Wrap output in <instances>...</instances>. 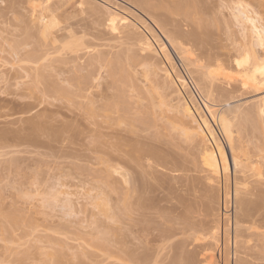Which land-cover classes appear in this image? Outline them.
Wrapping results in <instances>:
<instances>
[{
	"label": "rangeland",
	"instance_id": "obj_1",
	"mask_svg": "<svg viewBox=\"0 0 264 264\" xmlns=\"http://www.w3.org/2000/svg\"><path fill=\"white\" fill-rule=\"evenodd\" d=\"M28 0H0V264H139V263H141L140 261H139V257H141V255H144L146 252H153L154 254H155V258H156V263H154L155 261H154V256H153V253H152V255H149V256H151L150 258H152V259H150V260H152L151 262H150V260H147L146 262H148V263H150V264H164L165 262H160L159 260H158V258L160 259V258H162L161 257V254H165L163 251H166V250H163V251H161V249H163L164 248V245L163 244H165L166 242H168L167 244H166V247L164 248V249H167V253L169 254V255H171L172 254V256H173V254H174V256L177 254V252H178V250H176V242L175 241H177V240H181L182 238H184V236L185 235H183V237H182V235L180 236V237H178L179 239H177V236H179V233H177V236H176V240H174V242H172L170 239L168 240V241H166V239H168V238H165V240H163L162 239V237L161 236H163V234H162V232H164V230L163 229H166V225L168 224V226H169V224H171V225H174V223H173V215L171 216H169V215H167V219L165 218V216H166V214L168 213V211H170L171 210V207L173 206L172 204H174L175 205V201H173V203L171 204H169L168 202H172L171 201V199L170 198H172L173 197V195H174V192L177 194V193H179L177 190L178 189H181L179 186V183L180 182H182L181 180H183L184 179V181L186 180L187 181V179L188 180H191V179H193V178H199L198 180H200V178H201V180L204 182L205 180H204V178H203V176H201L200 174H202L203 173V175H204V170H203V167H201V169H200V167H199V165H198V162H196L195 163V167H194V165H191L192 163L194 164V162H195V160L196 159H194L195 157H198V160H196V161H201V157H200V155L202 154V151H201V154H200V152L198 153L197 152V148H198V146H199V143H197L198 141H196V142H194L195 140H198V139H194V141L193 140H190V139H188V140H190L189 141V143L190 142H192L191 143V145L190 144H185L186 142L183 140V137L185 136V134L184 133H186V132H188V131H190V130H188L187 129V131L186 130H183V129H185V128H189L190 126H189V124L188 123H186L185 124V122H184V125H187V127L185 126V128H181L182 126H181V123H182V125H183V122H180L179 121V119L177 120V117L178 116H176V118H173L174 120H172V119H170L171 118V115L173 116V111L176 109V110H178V113H177V111H176V113L177 114H179L180 115V113H179V107H177L176 106V99H177V97L175 96L176 94H174L175 92H173V88L172 89H167V85H168V83L166 82V80H164L163 81V79H164V77H163V73H162V70L160 69V68H162V64H164L165 63V61L163 60V58H160V57H158V59L159 60H163L164 61V63H163V61H162V63H160L161 65L159 66L158 64H159V62H158V64L155 62V63H153V61L150 63V62H148V65L147 64H145V65H147L146 67H145V65H143V66H139V67H136V68H133V70L131 69L132 68V66H131V68H130V66H129V64L127 65L126 63H124V62H126L125 60H123L124 62L122 63L123 64V67H125V68H123L122 67V64L121 63H119L118 61H116V57H114L113 56V58H116L115 60L113 59V61H115L114 63H112V60H110V58L108 59L111 63L110 64H105L106 63V61H107V59H103V57L104 56H106L107 57V55L106 54H103V55H101V59L102 60H100V61H102V64H103V62H104V64H105V66L104 65H101V62L99 63V62H97L98 63V65L97 66H95L94 68H96L97 67V72L95 71V70H93L91 67V65H92V63H91V65H90V63L88 64V63H86V64H88L87 66L85 65V66H80L79 68L77 67V69H80L81 70V68L82 67H85V69L84 68H82V70H81V72H79V70L77 71V69L75 68L76 66H74V68L76 69H73L72 67H73V65H75L74 63L73 64H71V62H68V65H65V64H67L65 61H60V63L62 62L63 64H60L59 62H56V61H53V63H52V60H59L58 58H57V55L55 54H53L54 55V57L53 56H50V55H48V56H50V57H53V58H51V59H49V60H51L50 62H51V66L53 65V64H55L54 62H56V64L59 66V64H60V67H58L57 65L54 67L53 66V68L49 65V66H45L46 68H45V70H43L42 68L44 67H39V65H40V63H39V65H36V63H34L33 62V64L31 63V61H30V63L33 65V67H38V69L39 68H41L44 72H41L40 70V73H41V76H43V74L42 73H45L47 70V68L49 67H51L50 69L48 68V72H51L52 71V69H54V68H56V67H58V69L56 68L55 70H57V71H59V70H61V65L62 66H64L63 68H62V70H61V72L59 73H54V72H56V71H52L55 75H58V77H57V79H55L56 78V76H54V74H53V76H54V78H53V76L52 77H50L49 75H48V72H46L45 74H47V76H49V77H46V75H44L46 78H52L53 80H54V82L52 81V79L51 80H49V79H47L48 81H51V82H49V83H52V84H56V85H58L57 83H55V81H59L58 80V78H59V76L63 79V80H65L66 79V77L64 76V75H66V76H70L71 75V77H73V79L71 78V80H74L73 81V83H75V82H77V81H80V82H83L84 84H81L80 82H79V84H81L80 85V87H79V85H78V83H77V85H78V87L80 88V89H82V86L84 85L85 87H86V91H84L83 90V92H81V91H79V89H77V93H78V91L79 92H81V95H82V97L80 96V94L79 95H77V96H74V95H72V94H74L75 92H73L72 94L70 93L69 95H64V94H62V95H64L63 96V98H56L55 97V99H54V97H50V98H47L48 96L45 94V92L43 91V96H42V94H40L41 92V87H42V90H44V87H43V85L44 84H46L47 82V80L45 81L44 79H45V77H44V81L42 80H40V79H38V80H40L39 82H41L40 84H39V82H38V80L36 81L37 83H35L34 82V80L33 79H37L38 77H40V76H38L37 77V75H35L34 74V76H33V72H31L30 70H33L34 68L31 66V64H29L28 62L26 63V61H23V60H21L20 59V61L21 62H19L18 60V58H22V57H24V56H21L20 55V57H18L17 56V58L16 59H18V60H16V59H14L13 57L15 56V52L14 51H12L13 50V47H11V42H15V41H20L21 42V39H22V45H25V43L23 42L24 40H26V41H29V43L27 42L26 43V45L25 46H27V47H22V48H20L22 45H20V46H18V51H19V48L21 49V51H22V49H24V50H26L27 51V54H29L30 52L28 51V50H34L35 48H32V47H36V48H38L39 46H36V39H34V38H32L33 36H34V34H36L37 35V33L35 32V31H37V27H36V25L37 24H40V23H42V21H45V19H47L48 18V13H46V12H44L41 16H37L38 15V13H36V12H39V10H40V7L42 6V1H40V0H35V1H33V0H31V2L29 1V2H27ZM32 1H33V3H35L34 5H38V6H40V7H38L37 9H38V11L36 10H30V8L32 7L31 5L33 4L32 3ZM92 1V0H91ZM93 1H96V2H98V3H107V4H109L110 6H112V7H115V8H117L123 15H125V16H127L130 20H133L134 22H136V23H139V20L140 19H142V18H140V17H143V18H147V16L146 15H144L145 13H143L141 10H139V8H137L135 5H133V4H131V3H129V2H127L126 0H93ZM204 2L206 1V0H203ZM209 1V0H208ZM213 1V0H212ZM214 1H216V0H214ZM222 1H229V0H222ZM246 1H248L249 2V0H246ZM254 1V0H253ZM259 3H258V2ZM211 2V1H210ZM217 2H218V4H217ZM216 3H214L215 4V6H217V7H214V8H217V9H219V8H221L220 6H219V3L221 2V0H220V2L219 1H217ZM230 2V1H229ZM254 2H256V3H258V4H260L261 2V6H257V4L255 5L254 4V6H251ZM254 2H252V4L250 5L251 6V9L252 10H256L257 12H258V10H259V13H257L256 11H254V12H256V14H253L254 16H256L257 17V15L259 16V17H261L259 20V22H263L264 23V7H262L264 4H263V2H264V0L262 1V0H256V1H254ZM29 3H31L30 4V6L28 5ZM207 3V2H206ZM222 3V2H221ZM247 3V2H246ZM250 3H251V1H250ZM208 4H209V2H208ZM207 4V5H208ZM212 4H213V2H212ZM217 4V5H216ZM225 3H222L221 5H224ZM263 4V5H262ZM225 5H228L227 4V2H226V4ZM208 6H210V5H208ZM257 6V7H256ZM225 9H224V8ZM222 7V10H221V16L223 17V20H221V19H218L219 17H220V15H219V13H220V9L218 10L219 11V13L217 14V13H213V12H215V11H217L216 9L214 10V8H213V11H212V14H214L215 15V18L217 17V15H218V17H217V19H215L214 21L216 22V23H214V22H211L212 21V19L211 18H209V13L211 12V11H209L208 12V14L206 13V15H208L207 16V18H204V16H202L203 15V13H202V15H201V13H199L200 15H201V17H202V20L201 19H199L198 20V18H200V17H198L197 18V21H196V19L195 20H192V21H196L195 23L196 24H198L199 25V27H195V26H198V25H195V23H193L192 21H191V19H194V15H199L197 12H195V13H197V14H195L194 13V11L192 12V13H190L189 15H188V18L189 17H193V18H191V19H187V15H183V16H186V18L185 17H183L182 15L181 16H178V14H176L177 16H173L174 17V19H172V16L170 17L171 18V22L173 23V21H175L174 22V24H176L175 26H177V28L180 30V32L182 31V33H183V36H185V34H188V33H192V31L194 30V29H196V28H198V34H199V30L201 31V27L203 26L202 25V23L201 22H198V21H203L204 22V19H205V22L204 23H206V25L208 24V28H206V26H203L204 27V29H206L207 31H203L204 33L206 32V34H204L203 35V42L204 43H200L199 42V40H198V42H199V44H201V45H199L198 44V42H197V40H196V42H197V44H198V47L200 46L201 47V53H202V55H201V53H200V51H199V48L197 47V45H196V47L194 46V44L196 43L195 41V43L192 45V41H188V44L184 41V44L186 43V47L189 49V51H190V54H191V56H192V58L193 57H200L201 59H199V58H197V60L199 59V60H201V61H199L200 63L202 62H206L205 60L206 59H209L207 56H210V53L212 54H214V56H216L215 58H214V60L217 58V55H218V53H221L222 51V55H225L227 52V54L229 55H225L227 58H229L230 57V55L231 54H233V52L235 53V54H233L234 55V57L236 56L238 59H241V57H242V52H241V50H237V51H239L240 52V54H237V53H239V52H236V51H234V49L236 48H232L231 46H233V45H235V43H238L239 42V40H240V36H237L238 34H239V32L237 31V28H236V25H235V27L233 26L234 25V22H235V20L234 19H232V20H234L233 22L232 21H230V16H232V15H230V13L229 12H227V10H226V7L225 6H223ZM228 7V6H227ZM252 7H254V8H256V9H253ZM260 7V8H259ZM34 9H35V7H34ZM224 9V10H223ZM227 9H230V8H227ZM258 9V10H257ZM30 11L32 12H34V13H32V14H34V15H36V17H34V15L32 16V14H30ZM224 11V12H223ZM229 11H231V10H229ZM36 13V14H35ZM224 13V14H223ZM229 14L227 17H226V15L227 14ZM205 14V13H204ZM212 14L210 15V17L212 16ZM223 14V15H222ZM199 15V16H200ZM43 16H44V18H43ZM85 15L83 14H81L80 13V11L78 10V9H75V10H72V11H70L67 15H64L63 16V18H65V17H73V18H75V19H79V18H84L83 20H82V22H87V21H89V18H87L86 16L84 17ZM221 17V18H222ZM60 19L59 20H62L63 18L62 17H59ZM195 18H196V16H195ZM212 18H214V17H212ZM258 18V17H257ZM207 19V20H206ZM210 19H211V21H210ZM224 19H225V23H223L224 22ZM262 19V20H261ZM173 20V21H172ZM218 20L219 21H221V22H218ZM147 21H149L150 22V20H149V18H147ZM223 21V22H222ZM29 23L30 22V24L32 23V25H31V27H30V24H29V26L27 25V24H25V23ZM198 22V23H197ZM209 22H211V25H210V23ZM261 22V23H262ZM200 23H201V25H200ZM213 23V24H212ZM34 24V25H33ZM178 24V25H177ZM225 24H226V26H225ZM27 25V26H26ZM42 25H45V23L44 24H42ZM36 27V28H34V27ZM179 26V27H178ZM201 26V27H200ZM25 27H27V29L28 28H30L29 30H30V32L29 33H34L33 35H31V36H29L28 35V33L26 34L27 36H28V38H32V39H28L27 38V36L25 35V31L27 30ZM203 27H202V29H203ZM32 28H34V29H36L35 31H31V29ZM227 28V29H226ZM235 28H236V30H235ZM26 29V30H25ZM99 29H100V27H99ZM87 31H89V28H88V30H85V33H87ZM195 31V30H194ZM201 31V32H202ZM235 31H237L238 32V34L235 32ZM90 33H87V34H84L85 35V37H87V38H89V41H91V39H90V37L92 36V34L94 33V32H96L95 31V29H90V31H89ZM200 32V33H201ZM202 32V33H203ZM228 32V33H227ZM38 33H39V36L37 35L36 36V38H37V42L39 43V45H41V43H40V40H41V38H42V40H44V36L38 31ZM160 33V32H159ZM181 33V34H182ZM237 35H236V34ZM42 36H41V35ZM90 34V37L89 36H86V35H89ZM161 34V35H160ZM159 35L161 36V38H163L164 36H162V33H160ZM231 35V37H230V35ZM199 35H202V34H199ZM240 35V34H239ZM40 36H41V38H40ZM207 36V37H206ZM235 36H236V38H235ZM24 37H26V39L24 38ZM84 36H83V39H85V41H87L86 40V38H85ZM229 37V38H228ZM238 37H239V39H238ZM40 38V40H38ZM201 37L199 38L198 37V39H202ZM164 39V38H163ZM236 39H238L237 41L238 42H234V41H236ZM30 40H32V44L30 45ZM35 40V41H34ZM41 40V41H42ZM234 40V41H233ZM201 41V42H202ZM9 42H10V44H9ZM34 42H35V44H34ZM207 42V44H205ZM234 42V43H233ZM12 43V44H13ZM190 43V44H189ZM231 43H233V45L231 44ZM9 44V45H8ZM17 44V43H16ZM203 44V45H202ZM239 44V43H238ZM33 45V46H32ZM38 45V44H37ZM42 46H44V44L42 45ZM41 46V47H42ZM192 46H194V47H192ZM9 47H11V50H10V48ZM41 47H39L38 48V50L41 48ZM99 47V46H98ZM170 47V46H169ZM43 48V47H42ZM95 49L97 48V46L96 47H94ZM99 48H102V52L101 53H103V51H110V53H111V50H110V48L108 49V47H104V49H103V47H99ZM198 48V49H197ZM205 48V49H204ZM207 48V49H206ZM213 48V49H212ZM216 48V49H215ZM238 48V47H237ZM44 50H46V48H43ZM95 49H94V51H93V49L92 48H90L89 49V51H91V53H94L95 52ZM118 49H120V48H118ZM170 49V52H171V54L173 55L172 57H174V59H173V63H174V69L175 68H177V70L175 69V71L177 72H175L174 70H173V67L171 68V66H169L173 71V73H172V79H178V74H180L184 79H187V81H188V83H187V88L186 89H184L185 87L183 86V88H182V86L180 85V82H176L175 84L177 85V87L178 88H180L179 87V85L181 86V88L182 89H180V93L182 94L183 93V97H185V100H187L188 102H190V104H192L193 106H194V103H195V105L198 107V112L200 111V109H201V116L202 115H205V117L206 118H208V121L211 123V124H213L212 126L214 127V131H215V134H216V136L217 137H219V141H220V139H221V143L223 144V146L225 147V150H227V156H228V158H229V160L231 159L229 156V151H228V147H227V143H226V141H225V139H224V137H223V135H222V133H221V131H220V129H219V127H218V125H217V123L216 122H214V120H213V122H212V120H211V118H210V115L203 109V107H202V105H201V102L203 101V96H205V94H204V91L205 90H208V89H205V87H212L211 85H209L208 84V82H209V80H208V78L207 79H203L202 77V79L200 80V78H198L200 75H198L196 72H191L192 71V69H194L193 71H195V67H194V65H193V67H190L191 65H187L188 67H189V70L187 71L186 69H184V67L186 66H183V63L178 59V57H176V53H174V51H172V49L171 48H169ZM230 49V50H229ZM233 49V50H232ZM32 50V51H33ZM38 50L36 49V51H33L37 56H38V58H40L39 56H41L42 57V54H40L41 52L44 54V50H42V49H40L39 51H41V52H39L38 53ZM115 51L114 52H117L116 51V49H114ZM212 50H215V51H212ZM229 50V51H228ZM236 50V49H235ZM10 51L12 52V53H14V55L11 53L10 54ZM19 52L20 54H22V55H25V53H26V51H23V53L22 52ZM32 51H31V53H32ZM99 51V54H100V50H98ZM113 51V50H112ZM120 51V50H119ZM118 51V52H119ZM203 51V52H202ZM208 51H211V52H209V55L208 54H206V56H205V53H208ZM231 51V52H230ZM29 52V53H28ZM216 52H217V54H216ZM30 53V54H31ZM34 53H32V55H34V57L32 56V59L34 60H36V58H37V56H35V54ZM90 53V52H89ZM88 53V54H89ZM106 53V52H105ZM113 53V52H112ZM120 53V52H119ZM199 53V54H198ZM204 53V54H203ZM197 54L199 55V56H197ZM213 54L211 55V57H213ZM216 54V55H215ZM11 55H13V57L11 56ZM110 55V54H109ZM108 55V56H109ZM113 54H111V56H112ZM221 55V56H222ZM241 57H240V56ZM44 56H46V52H45V54H44ZM47 56V57H48ZM55 56H56V58H55ZM103 56V57H102ZM202 56V57H201ZM219 57H220V55H218ZM225 56H224V58H222V60H224V63H223V61H220L221 63H223V64H221L220 62H218L220 59H219V57L217 58V64H219V65H217L215 62H214V60L211 58L210 60H209V62H210V65L211 66H209L210 68V70H214L212 73H214V75L216 76V77H218V81L219 82H215V85L217 84H219L217 87H215V85H214V87H212V89L214 88H220L221 89V86H223L224 88H225V90H226V88L227 89H233L234 90V92H233V90H231L232 91V93H228V95H227V93L225 92V94L224 93H222L219 89L217 90V92H216V89L214 90H208L209 92H213V93H211L212 95H211V97H212V101L214 102V107H215V109H218L219 110V108L220 109H222L223 110V108H225V109H227V108H229V109H231L232 110V114L234 113V111H235V114H237L236 115V117L238 118H234L233 116L235 115V114H233V116L231 117L232 119H235V121L231 124V126H232V131H233V136L236 138V142H237V136H239L240 137V134H241V136L243 135V136H245L244 138H245V140L244 139H242V138H240V139H238V142L237 143H241V147H242V149L244 148V146H245V148L246 149H251V147H248L249 145H248V143H250V146H252L253 147V145L252 144H256V139H257V141H258V139H259V141H262V138L260 139V136H261V134H262V126H261V120H260V118H258L257 116H255L254 114L255 113H251V112H253V110H255V109H253V107H251L254 103V105L253 106H256L257 107V103L255 102V100L256 99H254V97L256 96V95H254L256 92H253L254 90L252 89V88H250V87H248L247 85V87L249 88V89H247V87L246 86H242V87H244V88H242V87H240L241 86V83H238L239 81H238V79L240 78V77H238L239 75H241V74H239L238 76H237V74L239 73V71H238V73H237V70L236 69H239L240 70V68H236V66L234 65V64H236V63H234V61H233V59L232 60H230V59H225ZM16 57V56H15ZM49 57V58H50ZM105 57V58H106ZM156 57V58H157ZM189 57H190V55H189ZM195 57V58H196ZM205 57V58H204ZM207 57V58H206ZM231 57H232V55H231ZM234 57H232V58H234ZM37 58V59H38ZM204 58V59H203ZM119 59H121V57L120 58H118L117 60H119ZM49 60H47L46 59V62L47 61H49ZM104 60H106V61H104ZM230 60V61H229ZM23 61V62H22ZM44 61V62H43ZM43 61H39V62H41V63H43V65L44 64H48V63H50V62H45V60H43ZM121 62H122V60H120ZM194 61H196V60H194ZM193 61V62H194ZM211 61H213V62H211ZM226 61H227V63H226ZM108 62V61H107ZM176 62V63H175ZM192 62V63H193ZM199 62H195V63H199ZM140 63H142V64H144L143 62H139V65H140ZM230 63V64H229ZM26 64H28L29 65V67L30 68H28L27 69V65ZM35 64V65H34ZM70 64V65H69ZM100 64V65H99ZM152 64H156L157 66H159L160 68L157 70L156 69V67L153 65L152 66ZM167 64H168V61H167ZM167 64L165 63L164 65H166L165 67L166 68H168L167 67ZM176 64V65H175ZM187 64H189V63H187ZM206 64H207V62H206ZM215 64V65H214ZM94 65H96V64H94L93 63V66ZM125 65V66H124ZM126 65H127V67L129 66V68H130V70H129V68H128V70L126 69ZM150 65V66H149ZM164 65H163V67H164ZM224 65V66H223ZM67 66V67H66ZM89 66H91V67H89ZM98 66H100L101 68L99 69V67ZM154 67L153 69H154V73H156L155 75L156 76H154L153 77V75L151 76H147L146 77V75H145V73H144V71L145 70H141L143 67L144 68H146V71L148 72L147 74L149 75V68L150 67ZM176 66V67H175ZM86 67H89V68H86ZM188 67H186V68H188ZM32 68V69H31ZM65 68H69V70L67 69V71H69L70 73V75L66 72V69ZM72 68V69H71ZM137 68H139V92L141 93L139 96V105H140V103L142 102V104L141 105H143V106H139V114L140 113H142V117H144L143 119H142V117H141V119H140V117H135L136 115L137 116H139L137 113H135L136 115H133L134 113H132V112H129L130 110L131 111H133L134 109H133V105H131V106H129V108L130 107H132V109L130 108H128L127 106H128V101H127V95H125V97L124 96H122L121 94V96L122 97H124V98H126L125 100L127 101H125L126 103H124L123 101H122V99H120L121 101V103L122 104H120L121 106L122 105H126V108L123 106V108H125V109H129V113H126L127 111L125 110L124 111V109H122L124 112H122V110H121V112H119V114L116 112V110L118 109L119 110V108H120V105L118 106V105H116V103H114L113 102V105H112V107H111V105L109 106L110 108H113V110L112 109H109V110H107L108 108V98H110V96L111 95H109V96H106V98L105 99H107L106 101H107V103L106 102H101L102 100H104L105 101V99L104 98H100L99 96H96L97 94L99 95V93H100V95L101 96H103L102 95V93H104V96H105V91H107V90H105V91H103L102 92V88L105 86V84H107V83H105V82H108L109 84V86H111V83L114 85V83L115 82H117V81H119V80H117L118 78H121V84H123V79H124V84H125V86L123 87V85H120V86H118L117 84L119 83V82H117V84L115 85V86H111V88H109V89H111V90H109L108 92L110 93V91H111V93L110 94H112V93H115V94H117L118 92L116 91L117 89H116V87L118 86V89H119V87H121L122 86V88H120L119 90H120V92H123V93H125L126 94V92H124L125 90H127V88L128 87H130V85H131V83L133 84V81H134V77L132 78V79H130L132 76H133V74H132V72H134V70L135 69H137ZM143 68V69H144ZM35 69H37V68H35ZM86 69H89V71L88 70H86ZM74 70L76 71V73H78V75L80 74L81 75V77L82 78H84L83 79V81H82V78L80 77V75L78 76V75H76L75 74V72H74ZM84 70H85V72H84ZM93 70V71H92ZM132 70V71H131ZM157 70V72H155ZM186 70V71H185ZM38 71V72H39ZM64 71V73H62ZM88 71V72H87ZM91 71V72H90ZM131 71V72H130ZM143 71V72H142ZM74 72V74H72ZM87 72V73H86ZM95 73V75H93L94 73ZM121 72V73H120ZM123 72L124 73H127L126 75L125 74H123ZM151 73H153V71H150ZM159 72V73H158ZM187 72H191L190 74L189 73H187ZM34 73H35V71H34ZM62 73V75H59V74H61ZM82 73H84V76L85 77H83L82 76ZM98 73V77H97V74ZM99 73H100V75H99ZM130 73H131V76H130ZM143 73H144V75H143ZM153 73V74H154ZM219 75H218V74ZM18 74V75H17ZM121 74V75H120ZM126 76L125 78H123L124 76ZM225 75V76H224ZM229 75H230V77H229ZM233 75V76H232ZM15 76H19V77H17V79H14V78H16ZM76 77V79H75V77ZM77 76L78 77H80V79L81 80H77ZM96 76V77H95ZM102 76V77H101ZM120 76H123V77H120ZM127 76H130L129 77V81H130V84L128 83V77ZM222 76V77H221ZM14 77V78H13ZM34 77V78H33ZM94 77H95V79H94ZM150 77H152L153 79H155V80H153L154 82H157L156 84H158V83H161L160 85H159V87H156V86H158V85H156L155 86V83L152 81V85H151V79H148V78H150ZM163 77V78H162ZM180 77V76H179ZM224 77H226V78H224ZM227 77L229 78L228 80H227ZM235 77V78H234ZM41 78V77H40ZM43 78V77H42ZM41 78V79H42ZM61 78H59L60 79V81L62 80ZM70 78V77H69ZM147 78V79H146ZM231 78H232V80H231ZM237 78V79H236ZM79 79V78H78ZM161 79V80H160ZM70 80V79H69ZM68 80V78H67V80H65L66 81V84L65 85H67V81H69ZM77 80V81H76ZM132 80V81H131ZM221 80V81H220ZM224 80H226V82H224ZM235 80V81H234ZM65 81H62V82H64L65 83ZM126 81V82H125ZM150 81V82H149ZM208 81V82H207ZM216 81V80H215ZM227 81L229 82V84L227 83ZM232 81V82H231ZM238 81V82H237ZM17 82V83H16ZM45 82V83H44ZM148 82H149V85H151L152 87H153V89H151V90H154L153 92H155V94L153 93V92H151L150 90H148L149 89V87L147 86L148 85ZM206 82V83H205ZM43 83V84H42ZM71 83H72V81H71ZM104 83V84H103ZM126 83H127V85H126ZM141 83V84H140ZM145 83V84H144ZM147 83V84H146ZM154 83V84H153ZM163 83H166L165 85H163ZM178 83V84H177ZM224 83H226V84H224ZM40 85V86H36V85ZM61 83H59V85H60ZM145 85V86H143V85ZM221 84V85H220ZM224 84V85H223ZM61 85H63V83L61 84ZM62 86V87H64V88H66L67 86V88L68 89H70L71 87H72V89L70 90L71 92L74 90V89H76V83H75V85L74 84H70V82H69V85H67V86ZM72 85V86H71ZM92 87H91V86ZM107 85V86H108ZM163 85V87H164V89H161V86ZM176 85L175 86H173L174 88L176 87ZM240 85V86H239ZM71 86V87H70ZM73 86L75 87V88H73ZM127 86V87H126ZM150 86V87H151ZM228 86V87H227ZM85 87H84V89H85ZM89 87H91V88H89ZM112 87L115 89V90H113L112 89ZM126 87V89H124ZM143 87V88H142ZM147 87V88H146ZM151 87V88H152ZM169 87V86H168ZM172 87V86H171ZM176 87V88H177ZM223 87H222V89H223ZM246 87V88H245ZM87 88H88V90H87ZM106 88H108V87H106ZM147 89L148 90V92L147 91H145V93H144V89ZM156 88V89H155ZM166 88V89H165ZM242 88V89H241ZM40 89V90H39ZM104 89H105V87H104ZM124 89V90H123ZM145 89V90H146ZM161 90V92L159 91V90ZM205 89V90H204ZM210 89V88H209ZM250 89H252L253 91H251ZM113 90V91H112ZM143 90V92H141ZM230 90H228V91H230ZM89 91V92H88ZM214 91L216 92V93H218L219 94V92H221L222 94H219V96L216 94V93H214ZM219 91V92H218ZM230 91V92H231ZM106 93V95L107 94H109V93ZM117 92V93H116ZM119 92V93H120ZM152 94H151V93ZM157 92V93H156ZM162 92H163V95L165 94V96H163V95H161L162 94ZM76 93V94H77ZM85 93H87L86 94V97L84 96V94ZM91 93H93V94H91ZM97 93V94H96ZM143 93V94H142ZM147 93L149 94V95H153V97H155V98H157L158 96L160 97V98H163L164 100H166V102H169V104L170 105H172V103L173 104H175L174 106L175 107H173V105L172 106H170V107H173V108H175V109H170L169 108V111H171L172 112V114H171V112H169V113H167L166 112V110H164V107L162 108L161 106H159L158 105V102H156V99L155 98H153L154 100H155V102L157 103L156 105H155V107H153L152 105L153 104H155V103H153L152 104V96H147ZM45 94V95H44ZM91 94V95H90ZM115 94L114 95H112V97L114 96V97H116L115 96ZM158 94V95H157ZM214 94V95H213ZM62 95H61V97H62ZM71 95H72V97L74 96V98H77L78 96H80V97H78L80 100H79V102H81L80 104L76 101V99H74V101L73 100H71ZM87 95H90L93 99H92V102H91V99H89V98H91V97H89L88 98V101H86V99L85 98H87ZM124 95V94H123ZM142 95V96H141ZM146 97H145V96ZM154 95H157V96H154ZM185 95V96H184ZM221 95H224V96H221ZM65 96H67L68 97V99L69 100H67V99H65ZM121 96H120V98H121ZM163 96V97H162ZM166 96H168V97H166ZM58 97V96H57ZM85 97V98H84ZM113 97V98H114ZM134 97V96H133ZM148 97L149 98H151L152 100H150V99H148ZM157 98V99H159L160 101L162 100L163 101V99H160V98ZM166 99H165V98ZM174 97H176V98H174ZM51 98H53V99H51ZM81 98H84L83 100H85V103H88L89 104V101L91 102V104L90 105H92V104H94L93 106V108H95V109H93L92 107H90V105H89V107L90 108H92V110L94 111H91L90 110V108H88V104L87 105H85V103H84V101L82 102L81 101ZM117 98V97H116ZM118 98H119V95H118ZM117 98V99H118ZM146 98V99H145ZM167 98L170 100H167ZM62 99V100H61ZM73 99V98H72ZM95 99V100H94ZM100 99H102L101 101H100ZM112 98H110L109 99V101H110V103H111V101H114L113 99L111 100ZM117 99H116V101L115 102H119V101H117ZM134 99V100H133ZM133 99H130L129 100V103L130 104H133L134 102H135V100L137 99V97L136 98H133ZM142 99H144V100H142ZM252 99H254V101L252 100ZM71 100V101H70ZM78 100V99H77ZM100 101V102H98V103H96L97 101ZM119 100V99H118ZM141 100V101H140ZM148 100V101H147ZM154 100H153V102H154ZM73 101V102H72ZM132 101H134V102H132ZM161 101V102H162ZM171 101H172V103H171ZM195 101V102H194ZM79 104H77V103ZM94 102V103H93ZM132 102V103H131ZM144 102H146L147 103V105H145L144 106ZM149 102V103H148ZM163 102H165V101H163ZM162 102V103H163ZM253 102V103H252ZM73 103V104H72ZM76 103V104H75ZM82 103H84V104H82ZM95 103L96 104H98L99 105V107L98 106H95ZM100 103V104H99ZM101 103H102V106H101ZM144 103V104H143ZM230 104V105H226V104ZM25 104H27L26 106H25ZM84 105V106H86L87 108H82V106H80V105ZM103 104H105V105H103ZM116 106H115V105ZM119 104V103H118ZM129 104V105H130ZM159 104H160V102H159ZM164 104H166V103H164ZM78 105V106H77ZM151 107H150V106ZM168 107H169V105H168V103L166 104ZM201 105V106H200ZM222 105H224L222 108H221V106ZM232 105H235V106H237L238 107V111H237V113H236V109L234 110V107H232ZM78 108H77V107ZM101 106V107H100ZM115 106V107H114ZM149 107V108H147L146 109V107ZM167 106H165L166 108H167ZM227 106V107H226ZM83 109L82 110V112H80V115H78L79 114V111H81V108ZM116 107H118L117 109H116ZM157 107H161L162 108V110H164V112L166 113V115L168 114V116H170L169 118H167V116L166 115H164L163 113H162V111H158V109L159 108H157ZM177 107V108H176ZM237 107H235V108H237ZM76 108V109H75ZM80 108V109H79ZM97 108L99 109L98 111V113H97ZM101 108H103V109H105V110H103V109H101ZM107 108V109H106ZM154 108H155V110H154ZM161 108H160V110H161ZM165 108V109H166ZM233 108V109H232ZM250 108H251V110H250ZM255 108V107H254ZM22 109V110H21ZM79 109V111H77ZM85 109H87V111L88 110H90V114H91V116L89 115V113L85 110ZM115 109V110H114ZM145 109V110H144ZM224 109V110H225ZM250 111H249V110ZM86 112H85V111ZM102 110L104 111V113H106L107 114V111L109 112H113V113H111V114H113V115H111L110 114V112H109V116H107L106 114L105 115H100L101 113L103 114V112H102ZM119 110V111H120ZM140 110H141V112H140ZM150 110V111H149ZM234 110V111H233ZM84 111V112H83ZM100 111H101V113H100ZM106 111V112H105ZM154 111H157V112H154ZM167 111H168V109H167ZM239 111H241V113L240 114H242V115H240L239 114ZM247 112V114H246V116L247 117H245V116H243V115H245V113L244 112ZM91 112H93V114H94V116H95V118L94 119H92V121L90 120V122H89V119L87 118V117H91V118H93L94 116H93V114L91 113ZM150 114H149V113ZM249 112V113H248ZM83 115H82V114ZM87 114V117H86V114ZM97 115H96V114ZM114 113H117L118 115H116V114H114ZM155 113H157L158 114V117H157V114H155ZM162 113L163 114V121H162V123H160L161 122V118L160 117H162V116H160V114ZM204 113V114H203ZM123 114H124V117H123ZM129 116V118H131V121H134L135 120V118H136V122L137 121H140V122H142V120H145V124L144 123H141L143 126L145 125V127H143L142 129H140L141 127V124H140V126H139V128H138V125H139V123L138 124H136V122L135 123H133V122H131L130 120H129V122H128V118H125V117H128L127 115ZM143 114H145V115H143ZM147 114V115H146ZM152 114V115H151ZM169 114H171V115H169ZM250 114H253V116L252 115H250ZM82 115V116H81ZM89 115V116H88ZM99 115V116H98ZM122 115V116H121ZM130 115H131V117H130ZM141 115V114H140ZM176 115V114H175ZM242 116V117H240V116ZM93 116V117H92ZM113 116V117H112ZM121 116V117H120ZM132 116L134 117V120L132 119ZM146 116V117H145ZM160 116V117H159ZM194 116H195V118H196V120H197V123H200L201 124V122H199V120H200V118H199V114L197 113V115L194 113ZM249 116L250 117H254L255 116V120L256 121H254V122H251L250 121V119L252 120V118H250L249 119ZM87 118V120H86V118ZM89 117V118H90ZM102 117V118H101ZM103 117H105V118H103ZM107 117V118H106ZM111 117V118H110ZM120 117V118H119ZM149 117V118H148ZM239 117H240V119H239ZM256 117H257V119H256ZM90 118V119H91ZM117 118V119H116ZM118 118H119V120L120 121H122V123L124 124L123 126H121L122 124L120 123V121H118ZM127 120H125V119ZM148 118V119H147ZM151 118V119H150ZM199 120H198V119ZM85 119V120H84ZM101 119V120H100ZM109 119H111V120H109ZM114 119H116L118 122H116V120H114ZM159 119V120H158ZM166 119V120H165ZM167 119H170V120H168V122L170 123L171 121V123H174L175 122V120L176 121H179L178 123H180V128L178 129V127H177V130H183L184 131V133H182L181 134V132H179V131H174L175 129H173V130H171L172 128H170V130H171V133H169L170 131H167L166 129H165V122L164 121H167ZM231 119V120H232ZM253 119V120H254ZM260 120V122H259V124H258V121ZM103 120V121H102ZM124 120V121H123ZM146 120H147V122H146ZM195 120V121H196ZM252 120V121H253ZM258 120V121H257ZM32 121H36V123L37 122H41L40 124L42 125V124H44L46 127H50L49 129H55L54 131H56L57 130V134H56V136H51V134H50V132H51V130L49 131V129H46V127L45 126H42V127H45V129H41V131L43 132V133H41V131H40V133H41V135L39 134V136H40V138H38V139H36V140H38V141H35V142H29V141H21V139H18V138H16V136L18 135L17 133H19V135L18 136H20V137H22V135L24 134V133H27V134H29L28 132L29 131H31L30 129H29V125H31L32 123H34V122H31ZM110 121V122H109ZM111 121H112V125H111ZM150 121V122H149ZM174 121V122H173ZM233 121V120H232ZM31 124H30V123ZM68 122H70V123H68ZM104 122V123H103ZM113 122H115L116 124H117V126H115V123H113ZM125 122V123H124ZM128 122V123H127ZM163 122H164V124H163ZM72 123H74L73 125L75 126H73L72 125ZM107 123H108V126H107ZM129 123H130V125H129ZM131 123H133V125L134 126H132L131 125ZM147 123V124H146ZM158 123V124H157ZM177 123V122H176ZM176 123H174V124H176ZM178 123H177V125H178ZM35 124V123H34ZM38 124V123H37ZM112 126H110V125ZM162 124V125H161ZM174 124H172V126L174 127ZM39 125V124H38ZM113 125H114V127H116V128H114L113 127ZM147 125L149 126L150 125V127H148L149 129H147ZM158 125V126H157ZM183 125V126H184ZM261 127H260V126ZM126 126V127H125ZM135 126H137L136 127V129H134L135 128ZM170 127H172L171 125H169ZM168 126V127H169ZM179 126V125H178ZM189 126V127H188ZM264 126V125H263ZM31 127H32V125H31ZM41 127V126H40ZM41 127V128H42ZM66 127H68V128H66ZM109 127V128H108ZM131 127H132V129H134V130H130L131 129ZM162 129H160V128ZM167 127V124H166V128H168ZM64 128V129H63ZM75 128V129H74ZM111 128V129H110ZM163 128L165 129V130H163ZM68 129V130H67ZM73 129V130H72ZM78 129H80V131H79V133H78ZM83 130V132H81L82 130ZM89 129V130H88ZM102 131H101V130ZM113 129V130H112ZM114 129H116V130H114ZM126 129V130H125ZM156 129V130H155ZM88 130V131H87ZM91 130V131H90ZM93 130V131H92ZM135 130L137 131V132H135ZM140 130V131H139ZM143 130H146V132L145 131H143ZM218 130V131H217ZM63 131V132H62ZM69 131V132H68ZM75 131V132H74ZM77 131V132H76ZM129 131V132H128ZM133 131H134V133H133ZM141 131H143V132H141ZM167 131V132H166ZM186 131V132H185ZM217 131V132H216ZM13 132H17L16 133V135H15V133H13ZM86 132H88V133H86ZM95 132H97V134L99 133V134H101L102 136H100V135H97ZM142 133L144 136H146L147 134L146 133H148V135H149V137H148V135H147V137H144L145 139L146 138H149L150 140H147L146 139V141H148V143L149 144H147V143H145V142H143V143H141V141L139 140L140 139V137H139V134L140 133ZM173 132H175V133H173ZM179 133L178 135L179 136H182V135H184L183 137H179L178 135H176V133ZM219 132V133H218ZM61 133V134H60ZM74 133V134H73ZM79 135V136H77V134ZM91 133V134H90ZM92 133H94V134H92ZM105 133V134H104ZM127 133V134H126ZM132 133V134H131ZM139 133V134H138ZM156 133V134H155ZM167 133V134H166ZM22 134V135H21ZM52 134L54 135V132H53V130H52ZM89 134H90V136H89ZM142 134L140 135L141 136V139H142V141H145V140H143L144 138H142ZM168 134H170V135H168ZM173 134V135H172ZM188 134V133H187ZM186 134V139L185 140H187V135ZM218 134V135H217ZM7 135V136H6ZM25 135V134H24ZM23 135V136H24ZM91 135L93 136V140H91L90 138H91ZM97 135V137H95ZM113 135V136H112ZM118 135V136H117ZM131 135H133V136H131ZM152 135V136H151ZM168 135V136H167ZM1 136H3V138H1ZM87 136V137H86ZM100 136V137H99ZM125 136V137H124ZM152 137V139L154 138V141H152V143L153 142H157V143H150L151 142V137ZM154 136V137H153ZM156 136V137H155ZM170 136V137H169ZM174 136V137H173ZM38 137V136H37ZM36 137V138H37ZM66 137V138H65ZM68 137H69V139H68ZM88 137H89V140H86V139H88ZM99 137V138H98ZM104 137V138H103ZM174 138L173 140H172V138ZM221 137V138H220ZM96 139V141H95V139ZM159 138V139H158ZM176 138V139H175ZM181 138V139H180ZM6 139V140H5ZM13 139V140H12ZM108 141H107V140ZM114 139L115 141H112V140ZM129 139V140H128ZM135 141H134V140ZM137 139V140H136ZM246 139H249L247 142H244V141H246ZM17 140V141H16ZM20 140V141H19ZM97 140H99V141H97ZM116 140H117V142H116ZM123 140V141H122ZM138 140L140 141V142H138ZM162 140V141H161ZM170 140V141H169ZM243 141V142H241V141ZM7 141H8V143H7ZM10 141V142H9ZM13 141H15V143L13 142ZM19 141V142H18ZM88 141V142H87ZM91 141V142H90ZM120 143H119V142ZM134 141V142H133ZM138 143H137V142ZM150 141V142H149ZM164 141H165V143H164ZM172 141V142H171ZM183 141V144L181 143ZM208 141H210L209 139H208ZM252 143H251V142ZM255 141V142H254ZM4 142V143H3ZM98 142V143H97ZM159 142H160V144H159ZM185 142V143H184ZM200 142V141H199ZM206 142V141H205ZM254 142V143H253ZM92 144V146L90 145V144ZM97 145H96V144ZM116 144L117 145V147H116V145H114V144ZM132 143H137L138 145H139V143H141L143 146H144V144H147V145H149L150 146V144H151V146H152V148H153V146H156L155 148H153L154 150L158 147V148H160L161 149V151L157 148V150L156 151H160V153L159 154H161L162 152V154L161 155H163V154H165V158H168L167 160H169L170 161V159H172L173 157H171V155L173 156L175 153H173V152H177L178 154H179V152H180V154L181 155H183V156H185L186 155V153L185 152H188L190 149L191 150H196V152H194L193 154H192V151L190 150L189 151V153H190V155L192 154V156H195L194 158L193 157H191L188 153H187V155L189 156V157H191L190 159L192 160H194V162H192V161H190V159H189V157L187 158L186 156H185V158L183 157L182 158V156H181V160L179 161L178 159H180L179 157L180 156H178L177 154H175V156H174V159H173V161H175V162H178V164L179 163H181V164H184V166H183V169H184V167L186 166V165H188V164H185V161H187V163H188V159H189V161H190V165H188V166H193V167H190V170H191V168H193L194 170H191V171H194V173L192 174V175H190L191 173H188V172H185L186 170H188L189 171V169H188V167L187 168H185L184 169V172H185V174H187V176H188V174H189V176L191 177H193V178H190L189 176H188V178L187 179H185L187 176H185V174L184 173H181L182 172V169H181V171L180 170H177V173L175 174V172H176V170L174 171L173 170V172H170V171H172V164L170 165V164H168V165H170V169L168 168V170L169 171H167L166 169V164H164L165 165V170L163 169V168H161V165L163 166V164H159V163H157V164H155V163H153V164H151L152 166H151V168L153 169L154 167L156 168V166H153V165H160V167H158L157 166V168H159V170L157 171V169H155V170H153V172H155V175H156V173L158 174V176H154V175H152V180H154L155 179V181L157 180V178H158V180H157V182H155V181H153L152 182V180H150L151 181V183H158V181H159V178H161V177H159V176H163L165 179H162V180H164V181H173V180H175L176 179V176L178 175V171H180V173L181 174H184V176L183 175H181L180 174V176H182V179L180 178H178V176H177V178L179 179V181L180 182H178L177 183V185H176V182L175 181H173L172 183H173V185L171 184V183H169V182H167V183H169L170 184V186L166 183V186H165V184H164V186H165V188L167 189V193H165V188H164V190H163V184H158V186L160 187L159 189H160V191L162 192V193H160L159 194V192H157V190H156V192L159 194L158 196L159 197H161L160 195H162V196H165V194H166V197H167V194H169L168 196L169 197H167V198H169L168 200H170V201H168V200H166V198H165V200H166V202H165V200H164V202H162L163 200V198L161 197V199L160 198H158V200H157V204L159 205V207H160V205H161V209H162V211H160L161 209L160 208H158V205L155 203V197L156 196H153V195H156V192H153V195H152V193H150V194H148V195H150V196H147L146 194V188L145 189H143L145 192L143 193V195L145 194V196H141V197H144L143 199H145L146 198V202H147V197H149V199L150 200H148L149 202L151 201H153V199L155 200L154 201V208L157 210V212L158 211H160V212H156V210H155V213L157 214V215H161L162 213H163V208L165 209V206L163 207V204L164 205H166V203H168L167 205H172V206H170V209H169V206H168V210H167V213L165 214V212H166V209H165V212H164V214H162V218H161V222H162V220H163V222H165V221H167L168 219H169V217H170V221H171V219H172V222H170V221H167V222H170V223H167V224H165V226H164V223H161V225L163 224V226L165 227H163V226H160L159 224V222L160 221H158V216L156 217V215L155 214H152L153 216H155L156 217V219L157 220H155V218H152L151 216V214H149V213H154V210H152L151 212L150 211H147V209H145V211H147V212H149V213H144V214H149V216L154 220L153 222H155V221H157V223H155V224H157V226L153 223V224H151V226H149L150 225V223H152V220L150 221V219H148L147 221H148V223H149V225H146V224H148L147 222H146V224L144 225V223H145V220H144V218H145V216H144V218L142 219V220H144V222H143V224L142 223H139L140 221H139V217H143L142 216V212H140L141 214H139V210H142V209H144V208H140L139 209V197L138 198H136L135 197V195L134 194H137L138 196L139 195H142V194H139V171H138V169H139V164H137V163H139L138 161H139V159H137L138 158V155H139V149H136V146H137V148H139V146L138 145H135V144H133L134 146V149L132 150ZM168 143V144H167ZM172 143V144H171ZM188 143V142H187ZM195 143H197V144H195ZM201 143V142H200ZM202 143H204V142H202ZM210 144L209 142H206V144ZM245 144L244 146H242L243 144ZM259 143L260 142H257V144L259 145ZM9 144V145H8ZM80 144V145H79ZM89 144V145H88ZM123 144V145H122ZM126 145V147H125V145ZM129 144V145H128ZM131 144V145H130ZM156 144V145H155ZM157 144H159V146H157ZM163 144H166L165 146L163 145ZM193 144V145H192ZM254 144V145H255ZM256 144V145H257ZM7 145V146H6ZM95 145V147L97 146V149L95 148V147H93ZM111 145V146H110ZM182 145V146H181ZM185 145V146H184ZM187 145H189L190 147L191 146H196L197 145V148L195 149H192V148H188L187 149V147H189V146H187ZM204 145V144H203ZM203 145H201L198 149L199 150H203ZM240 145V144H239ZM247 145V146H246ZM257 145V148L259 147ZM261 145V144H260ZM88 146V147H87ZM102 146V147H101ZM119 146V147H118ZM151 146H150V148H151ZM162 146L165 148V150H164V148H163V150H162ZM168 146V147H167ZM187 146V147H186ZM203 146V147H202ZM80 149H79V148ZM86 147V148H85ZM110 147H112V148H110ZM114 147L115 148H120L121 149V151L123 150L124 151V153H125V150L127 149V151H129V150H132V152L131 151H129V153L131 152L132 153V156H133V154H135L134 156L136 157L135 159H133V157L130 159V158H128V157H131V154H128V152L126 151V155L124 154V153H121L120 152V150H118V149H114ZM131 147V149H129ZM147 146H145L144 148H146ZM181 149H180V148ZM184 147V148H183ZM186 147V148H185ZM202 147V148H201ZM248 147V148H247ZM255 147V146H254ZM253 147V148H254ZM90 148V149H89ZM126 148V149H125ZM148 148V147H147ZM166 148H167V151L168 150H170L169 152H172V154L171 153H169L170 155H168V153H167V151H166ZM243 149V150H246V149ZM252 148V149H253ZM107 149V150H106ZM111 149V150H110ZM115 151H114V150ZM184 149V150H183ZM188 151H187V150ZM250 149L247 151H245L246 153L247 152H250ZM251 149V150H252ZM259 149V148H258ZM257 149V150H258ZM95 150H99L98 152L97 151H95ZM101 151V152H100ZM117 151V152H116ZM122 151V152H123ZM134 151H138L137 153L136 152H134ZM166 151V152H165ZM253 151H254V149H253ZM68 152V153H67ZM70 152L72 153V154H70ZM95 152V153H94ZM110 153V156H113V157H115V156H117L118 155V158H113V157H111V158H113V159H108L109 157H108V154ZM120 152V153H119ZM182 152V153H181ZM254 152H256V148H255V151ZM76 153V154H75ZM98 153V154H97ZM100 153H102V154H100ZM108 153V154H107ZM250 153H253L252 151L250 152ZM249 153V154H250ZM65 154V155H64ZM105 154H107V155H105ZM121 154H122V156H121ZM137 154V155H136ZM198 154H200V155H198ZM67 155V156H66ZM78 157H77V156ZM86 155V156H85ZM100 155V156H99ZM119 155H120V157H119ZM128 155H130V156H128ZM168 155V156H167ZM251 155H253V154H251ZM69 156V157H68ZM96 156H98L97 158H96ZM104 156V157H103ZM105 156H107V157H105ZM125 156L127 157V158H125ZM170 156V157H169ZM177 156H178V159H177ZM86 158V159H85ZM102 158V159H101ZM86 160L85 161V164H84V160ZM88 159V160H87ZM91 159V160H90ZM99 159L102 161L103 159H105V160H103V162H105V161H107L108 162V164H110V166H112L113 165V167H116V169L117 168H120V169H118V171L120 170H122L123 169V171L125 172V171H127L126 173H128L129 175H131V176H129L128 174H127V176H126V178H128V182L130 181V184L132 185V187L136 190V191H133V194H132V197H130V195L129 194H131L132 193V190H134L133 188H132V190H131V186H129V184L127 185V186H123L125 183L123 182V181H121L122 180V177H119L120 175L119 174H116V173H111V169H108L109 171H110V177L111 176H113V177H109V180L107 179L108 178V176H104V175H108L107 174V172H108V170L106 169V168H102L103 166H107V167H109V165H107V163H104V164H102V163H100L101 161H99ZM118 159V160H117ZM132 159L133 160H135V161H133V162H135V163H131L130 161H132ZM253 159H255V157H253ZM93 160H94V162H93ZM96 160V161H95ZM124 160V161H123ZM130 160V161H129ZM136 160H138V161H136ZM177 160V161H176ZM185 160V161H184ZM82 161V162H81ZM110 161V162H109ZM172 161V160H171ZM181 161H184V163L183 162H181ZM199 161V164H201V162ZM129 162V163H128ZM137 162V163H136ZM150 163L151 162H153L152 160H150L149 161ZM174 162V163H175ZM231 162V161H230ZM80 163V164H79ZM83 163V164H82ZM97 163V164H96ZM99 163H100V165H99ZM126 163V164H125ZM79 164V165H78ZM106 164V165H105ZM115 164V165H114ZM127 164H129V165H127ZM133 164V165H132ZM88 165V166H87ZM90 165V166H89ZM96 165V166H95ZM99 165V166H98ZM102 165V166H101ZM197 165V166H196ZM75 166V167H74ZM78 166V167H77ZM87 166V167H86ZM97 166L98 167H101V168H98L97 169ZM124 166V167H123ZM135 166V167H134ZM232 166V165H231ZM70 167H72V168H70ZM88 167H89V169L91 170H89L88 169ZM92 167H95V168H92ZM112 167V168H113ZM169 167V166H168ZM196 167L198 168L197 169V171L200 173V171H199V169L200 170H202V171H204V172H201L200 174L198 173V172H196V174H195V171H196ZM84 170H83V169ZM109 168H111V167H109ZM138 168V169H137ZM151 168H149V170H152ZM261 169H263L264 168V165L262 166V167H260ZM76 169H77V171H76ZM94 169V170H93ZM107 171H106V170ZM127 169V170H126ZM143 169H144V167H143ZM148 168H146V170H147ZM67 170L69 171V172H67ZM83 170V171H82ZM133 170V171H132ZM149 170H147V172L149 171ZM161 170V171H160ZM75 171V172H74ZM81 171V172H80ZM102 171V172H101ZM105 171H106V174H105ZM122 171V172H123ZM160 171V172H159ZM163 171V172H162ZM263 171H264V169H263ZM263 171H262V174H263ZM64 172H65V174H67V173H69L68 175H65L64 174ZM71 172H73V173H71ZM93 172V173H92ZM98 172V173H97ZM133 172H135V173H133ZM146 172V171H145ZM145 172H144V174H145ZM146 172V173H147ZM152 172V171H151ZM152 172V173H153ZM163 173V174H160V173ZM165 172V173H164ZM190 172V171H189ZM77 175H76V174ZM82 173V174H81ZM90 173V174H89ZM150 172H148L147 174H149ZM199 174V177H194V176H198V174ZM79 174V175H78ZM81 174V175H80ZM87 176H86V175ZM94 174H97V175H95V176H97V177H95L94 176ZM154 174V173H153ZM169 174V175H168ZM172 174V177H170V175ZM195 174V175H194ZM76 177H75V176ZM89 175V176H88ZM173 175H175V178L173 177ZM81 178H80V177ZM84 178H83V177ZM102 177V178H100V177ZM129 176V177H128ZM179 176V177H180ZM201 176V177H200ZM205 176H206V172H205ZM204 176V177H205ZM263 176V175H262ZM87 177V178H86ZM95 177V178H94ZM104 177H105V181L103 182V180H104ZM145 178H147V181H148V179H151V176H150V178H149V176H144ZM154 177H157V178H154ZM245 177H246V181H242L241 180V183H240V185L239 186H242L244 183H248L249 181V183L248 184H250V185H252V189L253 190H251V186L250 187H248V188H246V186L245 185H248L247 183L244 185L245 186V188H242V187H240V189L242 188V189H245L246 190V193L248 194V195H250V196H248L249 198H245L246 199V201H248V202H250V197H254L255 196V193H258V192H262V191H264L262 188V190L260 191V185H261V187L263 186V180H261L260 182L259 181H257V179L255 178L256 176H254V178L256 179V183L257 182H259V184L260 183H262V184H260V185H257V187H258V190H257V192H255L256 190V188L254 189L253 188V185H256V184H254L255 183V179L253 180V178L252 179H250V176H246L245 175ZM248 177V178H247ZM253 177V176H252ZM80 180H79V179ZM121 178V179H120ZM130 178V179H129ZM137 179V180H135V179ZM144 178V179H145ZM174 178V179H173ZM203 178V179H202ZM232 178V176H231V174H230V179ZM260 178H261V176H260ZM260 178H258V179H260ZM84 179H86V180H84ZM107 179V180H106ZM160 179V180H161ZM173 179V180H172ZM221 179V178H220ZM220 179H218L219 180V182H217V183H219L220 185H218V187L220 188V190H219V188H218V196H220L221 197V195L223 194L222 193V191L224 190V188H223V190H222V184H223V181H222V183H221V180ZM248 179H249V181H248ZM261 179H264V178H261ZM84 180V181H83ZM111 180V181H110ZM194 180V179H193ZM197 180V181H198ZM217 180V181H218ZM254 182H252V181ZM97 181H99V182H97ZM108 181H110V183H107ZM133 182V184H132V182ZM134 181H135V183H134ZM150 181H148V182H150ZM176 181H178V180H176ZM202 181H200V182H202ZM93 184H92V183ZM100 182H102V183H100ZM195 182V184L196 183H200L199 181L198 182H196V180H194L193 181V183ZM242 182H244V183H242ZM103 183H105V184H103ZM108 185H107V184ZM111 183H113L114 185L116 184H118V186H119V189H120V187H121V189L119 190H114V188L116 187V185L114 186L113 185V187L111 186L112 184ZM150 183V184H151ZM160 183H164V182H161L160 181ZM217 183H213V184H217ZM97 184H100V185H98L97 186ZM181 184V183H180ZM202 184V187L200 186ZM230 184H231V180H230ZM93 185H95L96 187H94ZM103 185H105V186H103ZM106 185H107V188H105L106 187ZM154 185V184H153ZM160 185H162V186H160ZM171 185H172V188H176L177 187V190H173L172 191V188L170 189L169 187H171ZM176 187H175V186ZM108 186H111V191H110V188H108ZM118 186H117V188H118ZM130 187V188H127V187ZM155 186V185H154ZM157 186V185H156ZM155 186V187H156ZM157 186V187H158ZM169 186V187H168ZM197 186H198V184H197ZM201 188H200V187ZM199 186H198V188H200V189H202L203 190V187L205 188V186H203V183H200L199 184ZM243 186V187H244ZM249 186V185H248ZM90 187H92V189L90 188ZM99 187H101V188H99ZM231 185H230V193H231ZM264 187V186H263ZM103 188V189H102ZM126 188H127V190H126ZM162 188V189H161ZM172 191H170L169 189ZM250 188V190L249 191H251L252 193H254V195L252 196V194L251 193H249V192H247V190ZM90 189V190H89ZM95 189V190H94ZM98 189V190H97ZM101 189H102V191H101ZM126 191H125V190ZM183 189V188H182ZM180 190V191H183L184 192V190ZM97 190V191H96ZM107 190H109V191H107ZM112 190H114L115 192H113ZM123 190H124V192H123ZM129 190H131V191H129ZM141 190V189H140ZM147 190H148V188H147ZM202 190H199V191H202ZM244 190V191H245ZM255 190V191H254ZM99 191H100V193H99ZM105 191H107L108 193H110L111 192V194H108V193H106L105 194ZM142 191V190H141ZM140 191V192H141ZM164 191V192H163ZM177 191V192H176ZM244 191H242L241 190V192L243 193ZM98 192V193H97ZM124 193L125 195H126V193L125 192H129V194H128V196L130 197L129 198V200H128V203H127V200H126V198H128L127 197V195H126V198H124L123 196H121V195H123V194H121V193ZM137 192V193H136ZM148 192V191H147ZM149 192H151L150 190H149ZM148 192V193H149ZM168 192H171V193H168ZM183 192H181L182 194H184ZM204 192V191H203ZM120 193V194H119ZM142 193V192H141ZM246 193L244 192L243 193V195H246ZM264 193V192H263ZM97 194V195H96ZM107 194L110 196H107ZM164 194V195H163ZM175 194V195H176ZM181 194V195H182ZM199 194H201V192L199 193L198 192V194L197 195H199ZM151 195H152V197H151ZM172 195V196H171ZM262 195V194H261ZM260 195V198H257L256 199V201L257 200H259L258 202H256L255 200V202L257 203V206L259 207L260 206V202H261V200H263V202H264V195H262L261 196ZM106 198V199H108L107 200V202H104V201H106V199L104 198V197ZM134 196V197H133ZM258 196H259V193H258ZM257 196V197H258ZM97 197V198H96ZM102 197V198H101ZM153 198L152 200H151V198ZM191 198H192V196H190ZM219 197V198H220ZM245 196H243V198H244ZM111 198V199H110ZM123 198V199H122ZM218 198V202H219V205L218 204H215V208H216V206L217 207H219L220 205V207H219V209L218 210H216V211H219V213H217L216 211H214L215 213H216V215H215V218L217 217V216H219V218H218V220H219V223H221V224H219L220 226H219V235H218V241L219 242H213L214 243V245H212V246H214L215 247V245H217L218 243V245L215 247V249H212L213 250V252H212V250H210L211 248H209V250L213 253V255H214V257H213V255L211 254V252L209 253V254H211L212 255V258H213V260H216V262H214V264H218V262H219V264H223L224 262L225 263H227L226 262V258L227 257H229L230 259H229V262H228V264H235L233 261H231L233 258H232V256H231V254H233V252H231V251H233V250H231L232 248H231V238H230V240H229V242H228V239L226 240V238L228 237V236H225L226 238H224V240L225 241H227V243H226V245L230 248V249H228V247H227V249L230 251V253H229V251L227 252V253H229L228 254V256H227V253H226V251L225 250H223V251H225V253H224V256H223V258H222V249H223V245L224 246H226L224 243H225V241L223 242V244H221V240H222V231H221V228L223 227V230H226L227 232L229 231V233L230 234H228L230 237H231V235H233V234H231L232 232H233V230L234 229H232L233 228V225L231 226L230 225V228H228L229 227V225L228 224H226L228 227V229H226V226H224L225 225V223H224V225L222 224L223 222H225L227 219H228V217H227V219H226V216L228 215L227 214V211H225L224 210V214H223V211H222V203H221V198L219 199ZM231 198V194H230V197L228 198V199H230ZM100 199H101V201H100ZM105 199V200H104ZM121 199V200H120ZM126 201H125V200ZM137 199V200H136ZM173 199H175V196H174V198ZM172 199V200H173ZM255 199V198H254ZM102 200H103V204H102ZM110 200V201H109ZM118 200V201H117ZM122 200H124L123 202H122ZM159 200H161V201H159ZM220 200V201H219ZM117 201V202H116ZM131 201V202H130ZM168 201V202H167ZM228 201H230L229 202V204H228ZM227 201V204H225L226 205V210H228V209H230L231 211H229V217L231 216V219H233V215H234V212H233V204H234V200H232V198L230 199V200H228ZM252 201H253V199L251 198V202L250 203H252ZM97 202V203H96ZM109 202V203H108ZM125 202V203H124ZM150 202V203H151ZM160 202V203H159ZM162 202V203H161ZM175 202V203H174ZM232 202H233V204H232ZM255 202H253L254 204H255ZM96 203V204H95ZM102 205H101V204ZM105 203H106V205H107V207H103V208H105V210L102 208V206H106L105 205ZM129 203H131V204H129ZM111 204V205H110ZM120 204H123V206L126 208V210H123L122 209V207H120ZM127 204H129V205H127ZM148 204V203H147ZM152 204V205H153ZM230 204H232V205H230ZM114 205V206H113ZM131 205V206H130ZM155 205L157 206V207H155ZM227 205H229L228 207H227ZM253 205V204H252ZM100 206V207H99ZM108 206H109V208H108ZM110 206H111V208H110ZM116 206H118V208L116 207ZM126 206H129V208L128 207H126ZM255 206H256V204H255ZM263 206V208L262 209H264V204L263 203H261V206L260 207H262ZM138 207V208H137ZM250 207H252V206H250ZM254 207V206H253ZM98 208V209H97ZM107 208L108 209H110L111 211H109L108 210V213H107ZM124 208V209H125ZM128 208V209H127ZM254 208H256V207H254ZM99 209H101L100 210V212H99ZM115 209V210H114ZM117 209H121V210H123V211H119V210H117ZM158 209H160V210H158ZM253 211H250V212H253V214L252 215H254L255 214V216L253 217V220L251 221V223H253V221L255 220L254 218H256V222L255 223H258L257 221H258V219H260L261 218V215H263V218H264V210H260L263 214H261V212H260V218H258L257 217V215L259 214L258 213V211H257V213H256V209H253V208H251ZM98 210V211H97ZM105 211V213H104V211ZM93 211V212H92ZM96 211V212H95ZM116 211H117V213H116ZM144 211V212H145ZM222 211V212H221ZM95 212V213H94ZM98 212H99V214L100 215H98ZM110 212H112V215H111V213ZM162 212V213H161ZM171 212V211H170ZM213 212V213H214ZM226 212V213H225ZM233 213L232 215H231V213ZM255 212V213H254ZM92 213V214H91ZM96 213H97V217H93V216H96ZM114 213V214H113ZM161 213V214H160ZM94 214V215H93ZM121 214V215H120ZM143 214V215H144ZM172 214H174V213H172ZM224 215V217H223V215ZM225 214H227L226 216H225ZM103 215H106L107 217H105V216H103ZM108 215H111L112 217L115 215V216H117V217H115L114 216V218H113V220H111V218L110 219H107V218H109V217H111V216H109L108 217ZM139 215H141V216H139ZM214 215V214H213ZM251 215V216H252ZM148 215H146V218H148L147 217ZM222 218H221V217ZM101 219H100V218ZM118 217L120 218V219H118ZM175 217V216H174ZM212 217V216H211ZM13 218L14 219H16L15 220V224H13V222H12V220H13ZM95 218H97V219H95ZM104 218H105V220H104ZM140 218V219H141ZM165 218V219H164ZM210 218V217H209ZM214 218V217H213ZM251 218V217H250ZM258 218V219H257ZM263 218H262V220H263ZM177 219V218H176ZM225 221H224V220ZM93 220V222L91 223V221ZM97 221L96 222V225H95V221ZM223 220V221H222ZM249 221H250V219H248ZM261 220V219H260ZM259 220V223L262 221H260ZM174 221H175V219H174ZM178 221V220H177ZM247 221V220H246ZM245 221V222H246ZM249 221H247L246 222V224H245V226H246V228L243 226L244 225V223H241V224H243L242 225V227L245 229V230H247V231H249V228L248 227H250L249 226ZM105 222H106V224L107 225H105ZM263 222V221H262ZM261 222V223H262ZM94 223V224H93ZM98 223H101V224H98ZM103 223H104V225H103ZM111 223V224H110ZM166 223V222H165ZM227 223H228V221H227ZM250 223V225H251V227H250V231H251V233H250V231H249V233L251 234V235H247V236H255L254 234H252V232L253 231H255L256 232V229L259 227V228H261V224L259 225V223L258 224H255V223H253L254 224V230L253 229H251V228H253L252 227V224ZM97 224H98V228L100 227V230L102 229V234H99V231H97L96 230V226H97ZM140 224H142V226L144 225V226H147L146 227V229H147V231H146V229L145 228H143L142 227V229L140 228L141 227V225ZM247 224H248V226H247ZM263 224V223H262ZM92 225V226H91ZM93 225L95 226V230H94V228H93ZM103 225V226H102ZM111 225H113V226H111ZM140 225V226H139ZM152 225H153V227H152ZM154 225L157 227H154ZM176 225V224H175ZM257 225H259V226H257ZM264 225V224H263ZM262 225V226H263ZM117 226V227H116ZM177 226H179V225H176V226H174V227H176L177 228ZM255 226H257L256 227V229H255ZM113 229V231H111V229ZM149 227H152L151 228V230H154L155 228L156 229H158V227H163V229H159L160 231H162L161 232V234H158V232H156L157 230L155 229L154 231H152L151 232V230H150V228ZM171 227H173V226H169V228H171ZM68 228V229H67ZM105 228H109V230L108 231H111V234L110 235H108L107 234V232L105 233L106 234V236L108 235V239L109 240H107V241H109L108 242V244H107V242L105 243V241L103 240L104 238L106 239L107 237L105 236V234L103 233V232H105ZM139 228L141 229V231H143V229H145L144 231H143V233L141 232V231H139ZM168 228V227H167ZM248 228V229H247ZM263 229H264V227H262ZM261 228V229H262ZM114 229L115 230H118V232L117 231H115L114 232ZM172 229H174V228H172ZM260 229V230H261ZM262 229V232L259 230V232L260 233H263L264 232V230ZM90 230V231H89ZM91 230H93V231H91ZM99 230V229H98ZM158 230V231H159ZM169 230V229H168ZM167 230V232H168V234H169V232L170 231H168ZM245 230H242V232H244ZM95 231H96V235H97V233L100 235V237H101V235H104L102 238L103 239H100L99 241H101V242H103V243H101L100 242V244L99 243H97L98 242V239L100 238L99 237V235H98V237L99 238H97L96 236V239H97V242H95L98 246H96L95 245V243H93L94 241H96V240H94L95 238H94V234H95ZM160 231H159V233H160ZM225 231V232H226ZM73 232V233H72ZM79 232V233H78ZM81 232V233H80ZM85 232V233H84ZM92 234H91V233ZM114 232V233H113ZM144 232H145V234L146 233H148V232H150V233H152V234H146L145 235V237L144 236H142L141 237V235L143 234L144 235ZM246 232V231H245ZM258 232V231H257ZM256 232V233H257ZM84 233V234H83ZM88 233H89V235H88ZM153 233H155V235H156V233L161 237V239H158L157 240V237L156 236H153L155 239H156V241L153 239V237H152V235H153ZM165 233V232H164ZM247 234H248V232H246ZM246 233H245V236H246ZM255 233V234H256ZM81 234V235H80ZM115 234V235H114ZM140 234V235H139ZM241 234H243V233H241ZM259 234V233H258ZM77 235V236H76ZM85 235V236H84ZM157 235V236H158ZM226 235V234H225ZM260 235L261 236H264V235H262V234H259V238H260ZM76 236V237H75ZM87 236V237H86ZM89 236V237H88ZM93 236V237H92ZM116 236H117V238H116ZM158 236V238H160ZM175 236V235H174ZM244 236V234H243V238L245 237ZM258 235H256V239L258 240L259 238L257 237ZM76 239H75V238ZM78 237V238H77ZM84 237V238H83ZM87 239H86V238ZM139 237H141L142 238V244H140V239L141 238H139ZM182 237V238H181ZM221 237V238H220ZM239 237H241L242 238V236L240 235ZM82 238V239H81ZM89 238V239H88ZM91 238V239H90ZM93 238V239H92ZM112 239V242H111V239ZM170 238V237H169ZM172 238H173V236H172ZM252 238H254V237H251V239ZM81 239V240H80ZM114 239H116V241L114 240ZM143 239H146L145 241L143 240ZM240 238H238V240H239ZM247 239V240H246ZM249 238L247 237V238H244L243 240L245 241H243L242 243H239L238 245H237V249L238 250H241V248L240 247H242V251L240 252H237L238 250H236V252H237V256H238V260L240 261L241 259H242V257H244L245 256V258L246 259H244L243 258V260L242 261H245V260H248L249 259V263L248 264H264V258H262V259H260L259 257H261V255H260V253H257L256 254V252H262V254L264 255V250L262 251V248L264 249V245H263V242H262V239H264V237L263 238H260L259 239V241L261 240V242L259 243H257V240H256V242L254 241V239L253 240H248ZM94 240V241H93ZM117 240H119V241H117ZM120 240H122V242L120 241ZM87 241H89V242H87ZM145 243H144V242ZM163 241V242H162ZM166 241V242H165ZM248 241H250V242H253L254 244H252L253 245V248L255 247V249H256V247H259V245L261 246V244H262V248L260 249V248H258L257 250H254V251H252V250H250L249 252H255L254 254H256V255H260V256H256V255H254V254H252L251 253V257L249 256L250 254L248 253V249L251 247L252 248V246H248V244H249V242ZM90 242H91V244H90ZM118 242H119V244H118ZM159 242V243H158ZM161 242L163 243V244H161ZM165 242V243H164ZM171 242V245L169 246V243ZM194 242L195 243H197V245H198V241L197 240H195V241H192V242H190V244L189 243H186V244H188V245H190V248H191V246H192V249L194 248V246H196L195 247V250H196V248L198 249V247L200 246V248L202 249V247H203V245L201 246L200 245V243H199V245L197 246V245H193L194 244ZM200 242H201V240H200ZM93 243V244H92ZM124 243V244H123ZM173 243H175V245H173ZM191 243H192V245H191ZM203 243V242H202ZM201 243V244H202ZM229 243V244H228ZM243 243L245 244L244 246H243ZM256 243H257V245H256ZM84 244V245H83ZM121 244V245H120ZM162 245V246H160V248L158 247L159 245ZM185 244V247L186 246H188V245H186ZM212 244V243H211ZM242 246H241V245ZM247 244V245H246ZM250 244V245H251ZM89 245V246H88ZM94 245V246H93ZM240 245V247H238ZM139 246H144L143 248H145V249H147L146 251H145V249H144V254H143V251H142V254H141V251L139 252V250H141L142 249V247H139ZM171 246H174L173 247V249L175 248V250L173 251V253H169L170 252V250L172 249V247ZM245 246H247L248 247V249H246L247 247H245ZM163 247V248H162ZM214 247H212V248H214ZM217 247H219L220 248V250L217 248ZM243 247H245V249L247 250L245 253H243V255L241 256L240 255V253H242L243 252ZM140 248V249H139ZM160 249V251H161V254L159 253V257H158V255H156V251H158V249ZM169 248H171L170 250H169ZM182 248V247H181ZM184 248V247H183ZM182 248V249H183ZM187 248V247H186ZM250 248V249H251ZM157 249V250H156ZM182 249L181 250H179L180 251V253L182 252V254H183V252H184V254H187V253H185L186 251H185V248L183 249L184 251H182ZM188 249V248H187ZM201 249H198L199 251L201 250ZM224 249H225V247H224ZM226 249V250H227ZM191 249H189V251H190ZM194 250V253L197 251H195ZM203 250H205V249H203ZM209 250H205V252H203V253H206L207 251H209ZM219 250V251H218ZM160 251H158V252H160ZM175 251H177V252H175ZM188 251V250H187ZM156 252V253H155ZM163 252V253H162ZM192 252V250L190 251V253ZM218 252L221 254H218ZM139 253H140V255H139ZM148 253H147V255H146V257L148 256ZM151 253H149V254H151ZM179 253V254H180ZM189 253V252H188ZM200 254L201 256H203V254H201L202 253V250H201V252H197V254ZM248 253V254H247ZM192 254V253H191ZM196 254V255H197ZM207 254H208V252H207ZM206 254V255H207ZM208 254V255H209ZM240 255V257H241V259H240V257H239V255ZM245 254V255H244ZM247 254V255H246ZM169 255H167V256H169ZM193 255V254H192ZM193 255V256H195V257H200V258H194V259H200L201 261L203 260L204 261V259L200 256V255ZM205 254H204V257L206 256ZM211 255H209V256H211ZM219 255V256H218ZM230 255V256H229ZM253 255V256H252ZM148 256V257H149ZM174 256H173V258H174ZM225 256H227L226 258H225ZM248 256V257H247ZM163 257H164V255H163ZM165 257H166V255H165ZM219 257V258H218ZM221 257V258H220ZM234 257V256H233ZM263 257V256H262ZM167 258L168 257H166L165 258V260L164 261H168L169 259H170V262H171V264H173L174 262H173V258H171V256L168 258V260H167ZM215 258V259H214ZM232 258V259H231ZM237 258V257H236ZM236 258H234L233 260H235ZM248 258V259H247ZM146 259H148V258H146ZM145 259V260H146ZM222 259V260H221ZM224 259H226V260H224ZM159 262H158V261ZM223 260H224V262H223ZM237 260V262L236 263H238L239 261ZM163 261V260H162ZM180 261V260H179ZM179 261L178 262H176V264H182V262L184 261H180V263H179ZM196 261V260H195ZM194 261V262H195ZM198 261V260H197ZM231 261V262H230ZM242 261H240V262H242ZM58 262V263H57ZM145 261H144V263L145 264H148V263H146ZM194 262H193V264H194ZM223 262V263H222ZM246 262L247 261H245V263L244 264H246ZM186 263V261H184V263L183 264H185ZM198 263V262H197ZM197 263H195V264H197ZM224 263V264H225ZM142 264V263H141ZM170 264V263H169ZM199 264H202V262H200L199 261ZM238 264H242V263H238Z\"/></svg>",
	"mask_w": 264,
	"mask_h": 264
},
{
	"label": "bare ground",
	"instance_id": "obj_2",
	"mask_svg": "<svg viewBox=\"0 0 264 264\" xmlns=\"http://www.w3.org/2000/svg\"><path fill=\"white\" fill-rule=\"evenodd\" d=\"M31 2V0H28L27 2ZM33 1H35V0H33ZM33 1H32V3H33ZM40 1H42L41 3H42V6L40 7V6H38V7H40V10H39V12H36V13H38V15L37 16H41L44 12H46V13H48V18L47 19H45V21H42V23H40V24H37L36 25V27H37V31H35L36 29H34V28H36V27H34V28H32L31 29V31H35L36 33H37V35L39 36V33H38V31L44 36V40H42V38H41V36H40V38H41V40H40V38L38 39V40H40V43H41V45H39V41L37 42V38H36V34H34V33H29L30 32V28H28L27 29V27H25L26 29V31H25V35L28 33V35L29 36H31V35H33L34 34V36L32 37V38H34V39H36V43L38 44H36V46H39V47H41L43 44H44V46H42L43 48H46V50H44L42 47L40 48V49H42V50H44L45 52H46V56H44V54H45V52H44V54L41 52V51H39L38 50V48H36L35 46L34 47H32V48H35L33 51H36V49L38 50V53L39 52H41L40 54H42V57L41 56H39L40 58H38V54L36 55L35 53L37 52H33L32 50V53H34L35 54V56H37V58H36V60L34 59H32V56L34 57V55H32V53H31V51L30 50H28L29 52V54H27V51L26 50H24V49H22V51H21V49L20 48H22V47H27V46H25L26 45V43L28 42L29 43V41H26V40H24L23 42L25 43V45H22L23 43H22V39H21V42L19 41H15L14 43L13 42H11V44H10V42H9V44L11 45V47H13V50L12 51H14L15 52V56L13 57V55H14V53H12L11 51H10V54L12 53L13 55H11L14 59H16L17 58V56L18 57H20V55L21 56H24V57H20V58H18V59H16V60H18L19 62H21L20 61V59L21 60H23V61H26V63L28 62L29 64H33V62L34 63H36V65H39V63H40V65H39V67H43L42 69L43 70H45V68L47 67V66H49L50 64H51V58H53L54 57V55L56 54L57 55V58L59 59V60H52V63H53V61H56V62H59L60 63V61H67L66 63L67 64H65V65H68V62H71V64H75V65H73V69H77V67L79 68L80 66H87L89 63H90V65H91V63H92V67L91 66H89V67H91L92 69L95 67V66H97L98 65V63L97 62H101V65H104L105 66V64L107 65V64H110L111 62L108 60L109 58H110V60H112V63H114L115 61H113V59L115 60L116 58L118 59V58H120L121 57V59H119V60H117L116 59V61H118L119 63H123L124 61L123 60H125L126 62H124V63H126L127 65L129 64V66H130V68H131V66H132V70H133V68H136V67H139V66H143V65H145V64H147L148 65V62H152L153 61V63H157L158 64V62H159V66L161 65L160 63H162V61L164 60L165 61V63L167 64V61H168V64H167V67L168 68H166L165 66L166 65H164L165 63H164V61H163V63L164 64H162V68H160L159 66H157L156 64H152V66L154 65L155 67H156V69L158 68H160L161 70H162V73H163V77H164V79H163V81L164 80H166V82L168 83V85L166 86L167 87V89H172L173 88V92H175L174 94H176L175 96L177 97V99H176V106L177 107H179V113H180V115L179 114H177L178 113V110H176L175 108H173V107H175L174 105L175 104H173L172 103V101H171V103H172V105H173V107H170V106H172V105H170L169 104V102H166V100H164L163 98H160L159 96V98L160 99H163V101H165V102H163L162 100V102L159 100V99H157V98H155V97H153V95H149L148 93V90H150L151 92H153L154 90H151V89H153V87L151 86L152 85V81L153 80H155V79H153L152 77H150V78H148V79H151V85H149V82H148V87H149V89L147 90L146 88V90L144 89V93H145V91H147L148 93H147V96H152L151 98L153 99V98H155L156 99V102H158V105L159 106H161L162 108L164 107V110H166V112L167 113H169V112H171V111H169V108L172 110V109H175L176 111H177V113H176V111L174 110L173 112V116L171 115L172 114V112H171V114H169V115H171V118L170 119H172V120H174L173 118H176V116H178L177 117V120L179 119V121L180 122H183V125H184V122H185V124L186 123H188L189 124V128H185V126L187 127V125H182V123H181V128H185V129H183V130H186L187 131V129L188 130H190V131H188V132H186V133H184V131L182 130H177V127H178V129L180 128V123H178L179 121H176L175 120V122L174 123H178V125H177V123L176 124H174V123H169L168 122V120H170V119H167V121H164L165 122V129L167 130V131H170L169 133H171V130H173V129H175L174 131H179V132H181V134L182 133H184L185 134V136L184 135H182V136H179L180 134L177 132L176 133V135H178L179 137H183V140L186 142H184L185 144H190L191 145V143L194 141V139H198V140H195L194 142H196V141H198L197 143H199V146H198V148L201 146V145H203L202 147H203V150L201 149V150H199L198 148H197V145L196 146H189V145H187V146H189V147H187V149L188 148H192V149H194L195 147L197 148H195L196 150H197V152L199 153L200 152V154H201V151H202V154L200 155V154H198V155H200V157H201V164H199V161H196V160H198V157H195V156H192V154L194 153V152H196V150L194 151V150H191L192 151V154L190 155V153H189V151L188 152H185L186 153V157L188 158L189 156L187 155V153L191 156V157H195L194 159H196L195 160V162H194V160L192 159H190L191 157H189V159H190V161H192V162H194V164L192 163H190V161H189V159H188V163H187V161H185V164H188V165H194V167H195V163L196 162H198V165H199V167L201 166V167H203V170L206 172V176H205V172L204 171H202V170H200L201 169V167H200V169H199V171H200V173L201 172H204V175H203V173L202 174H200L198 171H197V167H196V171H195V174H196V172H198L201 176H203V178H204V182L201 180V178H200V180H198L199 178H193L192 176V174L194 173V171H191V170H194L193 168H191V170H190V167H193V166H188V165H186L185 167H184V169L185 168H187L188 167V169H189V171L188 170H186L185 172H188V173H191L190 175H192L191 177L189 176V174H188V176L190 177V178H193L194 180H196V182H200V181H202V182H200V183H203V186H205V188L203 187V190L202 189H200L201 187H202V184L199 186V184L200 183H196L195 184V182L193 183V179H191V180H188L187 178H188V176H187V174H185V172H184V169H183V166H184V164H181V163H179L178 164V162H175V161H173V159H174V156H175V154H177L178 156H180L181 154H180V152H179V154L177 153V152H173V153H175L173 156L171 155V157H173L172 159H170V161L169 160H167L168 158H165V154H163V155H161V154H159L160 153V151H161V149L160 148H158L159 150L158 151H156L157 150V148L154 150L153 148H155L156 146H153V148H152V146H151V144H150V146H151V148H150V146L149 145H147V144H149L148 143V141H146V139L147 140H150L149 138H144V137H147V135H148V133H146L147 135L146 136H144L142 133H138L139 134V137H140V141H141V143H143V142H145V143H147V144H144V146L141 144V143H139V145L137 144L138 142H140L139 140H138V142L137 143H132V150L134 149V145L133 144H135V145H138L139 146V148H137V146H136V149H139V155H138V158L137 159H139V161L138 160H136V161H138L139 163H137V164H139V169H138V171H139V194H142V195H137V194H134L135 195V197L136 198H138L139 197V209L140 208H144V209H142V210H139V214H141L140 212H142V218L141 217H139V223H142L143 224V222H144V220H145V223H144V225L146 224V222L148 223V219H150V221L152 220V223H150V225H149V223L148 224H146V225H149V226H151V224H155V223H157V221H155V222H153L154 220L152 219V218H155V220H157L156 219V217L158 216V221H160L161 220V218L163 217L162 216V214H164V212H165V209H166V212H165V214L167 213V208H168V206L169 205H167L168 203L170 204H172L173 203V201H175L174 203H175V205L174 204H172V205H170V206H172L171 207V212L170 211H168V213L166 214V216H165V218L167 217V215H173V223H174V225H171V224H169V226H173V227H171V228H169V226H168V224L167 223H170V222H172V219H171V221H170V217H169V219L167 220V221H170V222H167V221H165V222H163V220H162V222L160 221L159 223V225L160 226H163V224L161 225V223H164V226H165V224H167L166 226L168 227H166V229H163V227L161 228V227H158V229H156L157 227V224H155L154 225V227H156L155 229L157 230L156 232H158V234H161V232L162 231H160L159 229H163L164 230V232H162V234H163V236H161L162 237V239L163 240H165V238H168V239H166V241H168L169 239L171 240H173L174 238V240H176V236H177V233H179V236H177V239H179L178 237H180L181 235H182V237H183V235H185L184 236V238H182L181 240H177V241H175L176 242V250H178V252L177 251H175V252H177V254L174 256V254H173V256H174V258H173V256H172V254L171 255H169L168 253H167V249H164L165 247H166V244L168 243V242H164L165 244H163L162 242H161V244H163L164 245V248L163 249H161V251H163V250H166V251H163L165 254H161V251H160V249H158V251H160V252H158V251H156L155 253H156V255H158V257L160 256L159 255V253L161 254V257L162 258H158V260L160 261V262H165L164 264H171V262H170V259L168 260V258L171 256V258H173L172 260H173V264H176V262H178L179 260L181 261H186V263L185 264H193V262H194V264L195 263H197V264H199V261L200 262H202V264H214V262H216V260H213V258H212V255H213V250L212 249H215V247L219 244H217V245H215V247L214 246H212V245H214V243L216 242H219L218 241V233H219V224H221V223H219V220H218V218H219V216H217L216 218H215V215H216V213L214 212V211H216V210H218L219 209V207L221 206H219V207H217L218 205H219V202H218V198L220 197V196H218L219 194H218V185H220L219 183H217V182H219V180L218 179H220L221 180V183H222V181H223V184H222V190H223V188H224V190L222 191V195H221V203H222V211H223V214H224V210L225 211H227V214H225V216H226V219H227V217H228V219L225 221L224 219V221L225 222H223L222 224L224 225V223H225V225L224 226H226V229H228V228H230V225L232 226L233 225V228L232 229H234L233 230V232L231 233V234H233V235H231V237L228 235V234H230L229 233V231L231 230H229L228 232L226 231V230H223V227L221 228V233H222V240H221V244H223V242L225 241L224 240V238H226L225 236H228L227 238H226V240L228 239V242H229V240H230V238H231V250H233V251H231V252H233V254H231V256H232V258L234 259V258H236L235 260H233L232 258V260L231 261H233L235 264H238V263H242V264H244L245 263V261H247L246 262V264H248L249 262V259L248 260H245V261H242L243 260V258L244 259H246L245 258V256L244 257H242V259H241V257H240V255L242 254L243 255V253H245L247 250L246 249H248V247L247 246H245V247H247L246 249H245V247H243V252L242 253H240V255H239V257H240V261H242V262H240L238 259V256H237V252H241L242 251V247H240V245L238 246V247H240L241 248V250H238L237 249V245L239 244V243H242L244 240V238H249L250 240H253L254 239V241L256 242V235H258L257 237L259 238V234H262V235H264V232L263 233H260L259 232V230L262 228V227H264V218H263V215H261V214H263L260 210H264V209H262L263 208V206L262 207H260L261 206V203H263L264 204V202H263V200H261V202H260V206L258 207L257 206V203L256 202H258L259 200H257L256 201V199L257 198H260V195L262 194V195H264V191H262L261 193L260 192H258L259 193V196H258V193H255V196L254 197H250V202H251V198L253 199V201H252V203H250V202H248V201H246V199L245 198H249L248 196H250V195H248L247 193H246V190L245 189H242V188H245V186H246V188H248V187H250L251 186V190H253L252 189V185H250V184H248L250 181H249V179H248V185H245L246 183H244V182H242V183H244L242 186H239L240 185V183H241V180L242 181H246L247 179H246V177H245V175L246 176H250V179H252L253 178V180L256 178L257 179V181H261V180H263V186H264V179H261V178H264V171H263V169H261L260 167H262L263 165H264V23L262 22H259L260 20V18L261 17H259L258 15H257V17L256 16H254L253 14H256V10H252L251 9V6H254V4L256 5L257 4V6H261L260 4L262 3H260V4H258V3H256V2H254V1H256V0H249V2L248 1H246V0H229V1H226L227 2V4L228 5H225L226 4V2L225 1H222L221 0V2L222 3H225L224 5H221L222 3L220 2V0H216V1H212V0H206L205 2L203 1V0H126L127 2H129V3H131V4H133V5H135L137 8H139V10H141L143 13H145L144 15H146L147 16V18H149V20H150V22L149 21H147V18L145 19V18H143V17H140V18H142V19H140L139 20V23H136V22H134L133 20H130L127 16H125V15H123L117 8H115V7H112V6H110L109 4H107V3H98V2H96V1H91V0H40ZM211 1V2H210ZM217 1H219L220 3H219V6L221 7H223V6H225L226 7V10H227V12H231L230 13V15H232V16H230L229 14H227L226 15V17L229 15L230 17V21H234L235 20V22H234V27H235V25H236V28H237V31L239 32V34H238V32L237 31H235L236 33V35L237 36H240V40H239V42L237 41L238 39H239V37H238V39H236V41H234V42H238V43H235V45H233V43H231L233 46H231L232 48H235L234 49V51H236V52H239V51H237V50H241V54H242V57L240 56L241 54H240V52L239 53H237V54H240L239 56L241 57V59H238L236 56L234 57V55L233 54H235L234 52H233V54H231L232 55V57H234V58H232L231 57V55H230V57L229 58H227L226 56L228 55L227 53V55L225 56V55H222V52L221 53H218V55H220V57L217 55V58L219 57V61L217 60V58L214 60V58L216 57V56H214V54H213V57H211V53H210V56H207L209 59H206L205 61L207 62V64H206V62L204 63H200L199 61H201V60H199V59H201L200 57H193L192 58V56H191V54H190V51H189V49L185 46L186 45V43L188 44V41L190 42V41H192L191 43H192V45L196 42V40H197V42H198V40H199V42L200 43H204L202 40H203V35L204 34H206V32L204 33L203 31H207L206 29H204V27L203 26H206V28H208L209 26H208V24L206 25V23H204L205 22V19H204V22L203 21H198V22H201L202 23V25H201V23H200V25L203 27V29H202V27H201V31L203 32H201L200 30H199V34H202V35H199L197 32V30H198V28H196V29H194L193 31H192V33L190 32V33H188V34H185V36H183V33H182V31L180 32V28L178 29L177 28V26H175L176 24H174V22L175 21H173V23L171 22V16L173 15V16H177L176 14H178V16H183V15H187V19H191V18H193L192 16L191 17H189L188 18V15L190 14V13H192L193 11H194V13L195 12H197L198 14L199 13H201V15H202V13H203V15L202 16H204V18H207V16L209 15V18H211L212 19V21H211V19H210V21L211 22H214V23H216L214 20L215 19H217V17H218V15H217V17L215 18V13H219V11H220V13H219V15H220V17L218 18V19H221V20H223V17L221 16V10H222V7L221 8H219V9H217V8H214V7H217V6H215V4L214 3H216ZM250 1H251V3H250ZM263 1V0H262ZM207 2V3H206ZM208 2H209V4H208ZM212 2H213V4H212ZM247 2V3H246ZM252 2H254L253 4H252ZM30 4L31 3H29L28 5L30 6ZM35 3H33L31 6V8H30V10H37L38 11V7L36 6V5H34ZM210 5V6H208V5ZM217 4H218V2H217ZM216 4V5H217ZM252 4V5H251ZM263 4H264V2H263ZM262 4V5H263ZM81 5H82V7H81ZM251 5V6H250ZM228 6V7H227ZM256 6V7H257ZM34 7H35V9H34ZM255 7V6H254ZM254 7H252L253 9H256V8H254ZM262 7H264V5L262 6ZM38 8V9H37ZM213 8H214V10L216 9L217 11H215V12H213L214 14H212V11H213ZM224 8V7H223ZM227 8H230V9H227ZM260 8V7H259ZM75 9H78L79 11H80V13L83 15H85L87 18H89V21H87V22H82V20L84 19V18H79V19H75V18H73V17H65V18H63V16L64 15H67L70 11H72V10H75ZM225 9V8H224ZM223 9V10H224ZM219 10V11H218ZM229 10H231V11H229ZM258 10V9H257ZM34 11V12H35ZM192 11V12H191ZM209 11H211L209 14H208V12ZM254 11H256V12H254ZM33 11L31 12L30 11V14H32V13H34ZM224 12V11H223ZM35 13V14H36ZM197 13H195V14H197ZM205 13V14H204ZM206 13L208 14V15H206ZM257 13H259V10H258V12ZM212 14V16L210 17V15ZM224 14V13H223ZM222 14V15H223ZM34 14H32V16H33ZM200 15V14H199ZM199 15H194V19H191V21L192 20H195L196 19V21H197V18L198 17H200V18H198V20L199 19H201L202 20V17H201V15L199 16ZM84 16V17H85ZM172 16V19H174V17ZM190 16V15H189ZM195 16H196V18H195ZM34 17H36V15H34ZM59 17H62L63 19L62 20H59L60 18ZM183 17H185L186 18V16H183ZM212 17H214V18H212ZM222 17V18H221ZM43 18H44V16H43ZM234 19V20H232V19ZM207 20V19H206ZM262 20V19H261ZM264 20V19H263ZM195 21V22H196ZM193 23H195L194 21H192ZM197 22V23H198ZM211 22H209L210 23V25H211ZM218 22H221V21H219L218 20ZM223 22V21H222ZM45 23V25H42V24H44ZM223 23H225V19H224V22ZM25 24H27L28 26H29V24H30V22L28 23H25ZM213 24V23H212ZM26 25V26H27ZM31 25H32V23L30 24V27H31ZM34 25V24H33ZM178 25V24H177ZM195 25H198V24H196L195 23ZM208 26V27H207ZM225 26H226V24H225ZM99 27H100V29H99ZM179 27V26H178ZM195 27H199V25L198 26H195ZM227 27V26H226ZM88 28H89V31H90V29H95V31L96 32H94L93 34H92V36L90 37V34L89 35H86V36H89L90 37V39H91V41H89V38H87V37H85V35L84 34H87V33H90L89 31H87V33H85V30H88ZM236 28H235V30H236ZM209 29V28H208ZM227 29V28H226ZM29 31V32H28ZM197 31V32H196ZM162 33V36H164L163 38H161V34L160 33ZM201 32V33H200ZM182 33V34H181ZM228 33V32H227ZM31 34V35H30ZM160 34V35H159ZM230 35V34H229ZM27 36V35H26ZM83 36L86 38V40L87 41H85V39H83ZM28 38V36H27V38L28 39H32V38ZM198 37L200 38H202V39H198ZM207 37V36H206ZM230 37H231V35H230ZM25 39H26V37H24ZM229 38V37H228ZM232 38V37H231ZM235 38H236V36H235ZM33 40V39H32ZM32 40H30V45L32 44ZM184 41L186 42L185 44H184ZM195 41V42H194ZM202 41V42H201ZM35 42H34V44H35ZM197 42L194 44V46L196 47V45H197V47H198V44H199V42H198V44H197ZM13 43V44H12ZM17 43V44H16ZM22 43V44H21ZM8 44V45H9ZM190 44V43H189ZM205 44H207V42L205 43ZM20 45H22L20 48H19V51H18V46H20ZM199 45H201V44H199ZM203 45V44H202ZM33 46V45H32ZM97 46V48L95 49L94 47H96ZM103 47V49H104V47L106 48V47H108V49L110 48V50H111V53H110V51L108 52V51H103V53H101L102 52V48H99V47ZM170 46V47H169ZM194 46H192V47H194ZM11 47H9L10 48V50H11ZM200 47V46H199ZM198 47V48H199ZM238 47V48H237ZM90 48H92L93 49V51H94V49H95V52L94 53H91V51H89V49ZM118 48H120V49H118ZM169 48H171L172 49V51H174V53H176L175 55H176V57H178V59L183 63V66H185L184 67V69H186L187 71L189 70V65H191L190 67H193V65H194V67H195V71H193L194 69H192V71L191 72H196L198 75H200L198 78H200V80L203 78H205V79H207L208 78V80H209V82H208V84L209 85H213L212 87H214V85H215V82H219L218 80L220 79H218V77H216L215 75H214V73H212L213 71L212 70H210L209 68V66H211L210 65V62H209V60L212 58L213 60H214V62L217 64V61L218 62H220V61H223V63H224V60H222V58H224V56H225V59L227 58V59H230V60H232L233 59V61H234V63H236V64H234L235 66H236V68H240V70L239 69H236L237 70V73H238V71H239V73L237 74V76L239 75V74H241V75H239L238 77H240L239 79H238V83H241V86L240 87H242V86H248V87H250V88H252V89H250L251 91H253V92H256L254 95H256L255 97H254V99H256L255 100V102L258 104L257 105V107L256 106H251V107H253V109H255V110H253V112H251V113H255L254 115L255 116H257L258 118H260V120H261V122H260V120L258 121V124H259V122L261 123V128H262V134H261V136H260V139L262 138V141H259V139H258V141H257V139L255 140L256 141V144H257V142H260L259 143V149L257 148V145L255 144H252L253 145V147L252 146H250V143H248V147H251V149L253 148L254 149V151H255V148H256V152H254L253 151V149L251 150L250 148V152L252 151L253 153H250V152H245L246 150L248 151L249 149H246L245 148V144H243L242 146H244V148L246 149V150H243L242 149V147H241V143H237L238 142V139H240V138H242V139H244L245 140V136H241V134H240V137L239 136H237V142H236V138L233 136V131H232V126H231V124L235 121V119H232L231 117L233 116V114H235V109H236V113H237V111H238V107L237 106H235V105H232V107H237V108H235L234 107V113L232 114V110L231 109H229V108H227V109H225V108H223V110L222 109H220L219 108V110L218 109H215V107H214V100L212 101V97H211V93H213V92H209L208 90H211L212 89V87H205V89H208V90H205L204 91V94H205V96H203V101L201 102V105H202V107H203V109L210 115V118H211V120H212V122H213V120H214V122H216L217 123V125H218V127H219V129H220V131H221V133H222V135H223V137H224V139H225V141H226V145H227V147H228V151H229V157L231 158L230 160H229V158H228V154H227V150H225V147L223 146V144L220 142L221 141V139H220V141H219V137H217L216 136V134H215V129H214V127L212 126L213 124H211L209 121H208V118H206L205 117V115H202L201 116V109H200V113L198 112V107L195 105V103H194V106L192 105V104H190V102H188L187 100H185V97H183L182 95H183V93L181 94L180 93V89H182L183 88V86L185 87L184 89H186L187 88V83H188V81H187V79H184L180 74H178V79L176 78V79H172V71L174 70L175 71V69L177 70V68H175L174 69V63H173V59H174V57H172L173 55V53L171 54V52H170V49ZM197 48V49H198ZM26 49V48H25ZM107 49V48H106ZM107 49V50H108ZM114 49H116V51L117 52H114L115 50ZM201 47L199 48V51H200V53H201ZM205 49V48H204ZM207 49V48H206ZM213 49V48H212ZM216 49V48H215ZM98 50H100V54H99V51ZM113 50V51H112ZM120 50V51H119ZM230 50V49H229ZM228 50V51H229ZM233 50V49H232ZM22 52L23 53V51H26V53H25V55H22V54H20L19 52ZM120 53H119V52ZM212 51H215V50H212ZM90 52V53H89ZM106 52V53H105ZM113 52V53H112ZM203 52V51H202ZM209 52H211V51H208V53H205V56H206V54H208L209 55ZM231 52V51H230ZM89 53V54H88ZM54 54V55H53ZM103 54H106L107 55V57L106 56H104ZM110 54V55H109ZM111 54H113L112 56H111ZM199 54V53H198ZM197 54V56H199ZM204 54V53H203ZM216 54H217V52H216ZM215 54V55H216ZM32 55V56H31ZM48 55H50V56H53V57H50V56H48ZM101 55H103L102 57H103V59H107L108 57V59H107V61L106 60H104V61H106V63L104 64V62H103V64H102V61H100V60H102L101 59ZM109 55V56H108ZM189 55H190V57H189ZM201 55H202V53H201ZM222 55V56H221ZM48 56V57H47ZM113 56L114 57H116V58H113ZM160 57V58H163V60L161 61V60H159L158 59V57ZM203 56V55H202ZM201 56V57H202ZM229 56V55H228ZM50 57V58H49ZM106 57V58H105ZM157 57V58H156ZM206 57V58H207ZM211 57V58H210ZM222 57V58H221ZM55 58H56V56H55ZM56 58V59H57ZM113 58V59H112ZM197 58H199L198 60H197ZM205 58V57H204ZM203 58V59H204ZM46 59L47 60H49V59H51V60H49V61H47V62H50V63H48V64H44L43 65V63H41V62H39V61H43V60H45V62H46ZM120 60H122V62L120 61ZM194 60H196V61H194ZM229 60V61H230ZM22 61V62H23ZM30 61H31V63H30ZM155 61V62H154ZM194 61V62H193ZM44 62V61H43ZM46 62V63H47ZM56 62H54L55 64H53L51 67L53 68V66L55 65H57L56 64ZM60 63V64H63V63ZM139 62H143L144 64H142V63H140V65H139ZM193 62V63H192ZM195 62H199V63H195ZM211 62H213V61H211ZM86 63H88V64H86ZM93 63L94 64H96V65H94L93 66ZM116 63V62H115ZM176 63V62H175ZM187 63H189V64H187ZM221 63V62H220ZM219 63V64H220ZM223 63H221V64H223ZM226 63H227V61H226ZM31 64V66L33 67V65ZM60 64H59V66L58 67H60ZM85 64V65H84ZM170 64V65H169ZM219 64H217V65H219ZM230 64V63H229ZM27 65V69L28 68H30L29 67V65L28 64H26ZM35 65V64H34ZM47 65V66H46ZM64 65V64H63ZM64 65V66H65ZM70 65V64H69ZM100 65V64H99ZM127 65H126V69L128 70V68H129V66L127 67ZM147 65H145V67L147 66ZM163 65H164V67H163ZM171 66V68L173 67V70L169 67V66ZM176 65V64H175ZM188 65V66H187ZM215 65V64H214ZM46 66V67H45ZM54 66V67H55ZM64 66H62L61 65V70H62V68L64 67ZM74 66H76L75 68H74ZM125 66V65H124ZM150 66V65H149ZM150 67L149 68V75L147 74L148 72L146 71V68H142L141 70H145L144 71V73H145V75H146V77L147 76H152L153 75V77L154 76H156L155 74L156 73H154V67ZM220 66V65H219ZM224 66V65H223ZM50 67V68H51ZM58 67H56L57 69H58ZM67 67V66H66ZM89 67H86V68H89ZM99 67V69L101 68L100 66H98ZM122 67H123V64H122ZM176 67V66H175ZM186 67H188V68H186ZM193 67V68H194ZM34 69L33 70H30L31 72H33V76H34V74L35 75H37V77L38 76H40V77H38L37 79H33L34 80V82L35 83H37L36 81L38 80V79H40L41 81L44 79V75H46V77H52L53 76V74L54 73H58L59 71L61 72V70H59V71H57V70H55L56 68H54V69H52V71L54 70V71H56V72H48L49 70H48V68L46 69L47 71L46 72H48V75L49 76H47V74H45V73H42L43 74V76H41V73H40V71L42 70L41 68H39L38 69V67L36 66V67H33ZM35 68H37V69H35ZM49 68V69H50ZM71 68V69H72ZM82 68H84L85 69V67H82ZM82 68H81V70H82ZM123 68H125V67H123ZM130 68H129V70H130ZM32 69V68H31ZM66 69V72L69 74L70 72L69 71H67V69L69 70V68H65ZM75 69V70H76ZM90 69V68H89ZM89 69H86V70H88L89 71ZM157 69V70H158ZM29 70V69H28ZM40 70V71H39ZM41 71V72H44V71ZM74 70V72H75V74L76 75H78V73H76V71ZM79 70V72H81V70L80 69H77V71ZM91 70V69H90ZM93 70H97V67L96 68H94ZM92 70V71H93ZM128 70V71H129ZM131 70V71H132ZM157 70L155 71V72H157ZM185 70V71H186ZM34 71H35V73H34ZM39 71V72H38ZM83 71V70H82ZM87 71V72H88ZM130 71V72H131ZM150 71H153V73H151ZM190 71V70H189ZM59 72V73H60ZM65 72V73H66ZM74 72L72 73V74H74ZM84 72H85V70H84ZM86 72V73H87ZM91 72V71H90ZM97 72V71H96ZM95 72V73H96ZM143 72V71H142ZM176 72V71H175ZM191 72H187V73H191ZM62 73H64V71L62 72ZM62 73L61 74H59V75H62ZM64 73V74H65ZM66 73V74H67ZM94 73V72H93ZM95 73L93 74V75H95ZM121 73V72H120ZM144 73H143V75H144ZM159 73V72H158ZM177 73V72H176ZM67 74V75H68ZM123 74H127V73H124L123 72ZM132 74H133V76L130 78V79H132L133 77H134V81H133V84L131 83V85H130V87H128L127 88V90H125L124 92H126V94L125 93H123V92H120V88H122V86L121 87H119V89H118V86H120V85H123L124 84V79H123V84H121L122 82H121V78H118L117 80H119V81H117V82H119L118 84H117V82H115L118 86L116 87V91L118 92H116L117 94H115V93H112V94H110L111 93V91H110V93L108 92L109 90H111V89H109V88H111V86L113 85L112 83H111V86H109L108 84V82H105V83H107V84H105V89H104V87L102 88V92L103 91H105V90H107V91H105V96H104V93H102V95L103 96H101L100 95V93H99V95L97 94L96 96H99L100 98L102 97V98H106V96H109V95H111L110 96V98H112L114 101H111V103H110V101H109V99L110 98H108V100L107 99H105V101L104 100H102V99H100V101L103 103V102H106L107 103V101L109 102L108 103V109L107 110H109V109H112L113 110V108H110L109 106L111 105V107H112V105H113V102L114 103H116V105H120V104H122L123 102L124 103H126L127 101V103H128V108H129V106H131V105H133L132 107H133V111H129V109L131 108L132 109V107H130L129 109H125L126 108V105L124 106V105H120V108H119V110L121 109H124V111L126 110H128L129 112H132V113H134L133 115H136L135 113H137L139 116H135V117H142V113H140L139 114V106L142 104V102L140 103V105H139V95L141 94L140 92H139V68H137V69H135L134 70V72H132ZM218 74V73H217ZM18 75V74H17ZM70 75V74H69ZM80 75V74H79ZM78 75V76H79ZM97 75V77H98V73L96 74ZM99 75H100V73H99ZM121 75V74H120ZM219 75V74H218ZM54 76H56V78L55 79H57V77H58V75H55L54 74ZM54 76H53V78H54ZM65 77H66V79L65 80H67V78H68V80L69 81H67L68 83H67V85H69V82H70V84H74L75 85V83H76V85H77V83H78V85H79V87H80V85L81 84H84L83 82H80V81H77V80H81L80 79V77H81V75H80V77H78L77 76V82H75V83H73V81L74 80H71V78L73 79V77H71V75L68 77V76H66V75H64ZM82 76L83 77H85L84 76V73H82ZM124 76V75H123ZM123 76H120V77H123ZM130 76H131V73H130ZM130 76H127L128 78V83L130 84V81H129V77ZM180 76V77H179ZM225 76V75H224ZM233 76V75H232ZM16 78H14V79H17V77H19V76H15ZM35 77V76H34ZM33 77V78H34ZM45 77V81L47 80V79H49V80H51L52 78H46ZM75 77V76H74ZM96 77V76H95ZM95 77H94V79H95ZM102 77V76H101ZM126 76H124L123 78H125ZM162 77V78H163ZM202 77V78H201ZM222 77V76H221ZM229 77H230V75H229ZM59 78H61L60 76H59ZM58 78V80L59 81H55V83H57L58 85H56V84H52V83H49V82H51V81H46L47 83L46 84H44L43 85V87H44V90H42V87L40 88L41 89V93L40 94H42L43 93V91L45 92V94L48 96L47 98H50V97H54V99H55V97L56 98H63V96L64 95H69L70 93L72 94L73 92H75L74 94H72V95H74V96H77V95H79L80 94V96L82 97V95H81V92H83V90L84 91H86V87L83 85L82 86V89H80L79 87H78V85L76 86V89H74L72 92L70 91L71 89H72V85L70 86L71 88L70 89H68L67 87V85H65L66 84V81L65 80H63L62 78V80L60 81V79ZM79 78V79H78ZM82 78V77H81ZM218 80H217V79ZM224 78H226V77H224ZM235 78V77H234ZM75 79H76V77H75ZM83 79L84 78H82V81H83ZM147 79V78H146ZM153 79V80H152ZM229 78L227 77V80H228ZM237 79V78H236ZM36 80V81H35ZM40 80H38V82L40 81ZM43 80V81H44ZM133 80V79H132ZM131 80V81H132ZM161 80V79H160ZM216 80V81H215ZM231 80H232V78H231ZM52 81L54 82V80L52 79ZM62 81H65V83L64 82H62ZM71 81H72V83H71ZM221 81V80H220ZM235 81V80H234ZM79 82L81 83V84H79ZM126 82V81H125ZM154 82V81H153ZM176 82H180V85L182 86V88H181V86L179 85V87L180 88H178L177 87V85L175 84ZM224 82H226V80H224ZM232 82V81H231ZM17 83V82H16ZM41 82H39V84H40ZM45 83V82H44ZM59 83H63V85H59ZM114 83V85L113 86H115L116 84ZM155 83V86L156 85H160L161 83H158V84H156L157 82H154ZM153 83V84H154ZM206 83V82H205ZM227 83L229 84V82L227 81ZM43 84V83H42ZM104 84V83H103ZM120 84V85H119ZM141 84V83H140ZM145 84V83H144ZM147 84V83H146ZM166 83H163V85H165ZM178 84V83H177ZM224 84H226V83H224ZM223 84V85H224ZM67 86L66 88H64V87H62V86ZM108 85V86H107ZM126 85H127V83H126ZM143 85V84H142ZM159 85L158 86H156V87H159ZM163 85L161 86V89H164V87H163ZM176 85V87L174 88L173 86H175ZM217 85V84H216ZM215 85V87H217ZM221 85V84H220ZM36 86H40V85H36ZM91 86V85H90ZM125 86V84L123 85V87ZM143 86H145V85H143ZM152 88H151V87ZM169 86V87H168ZM172 86V87H171ZM246 86V87H247ZM84 87H85V89H84ZM92 87V86H91ZM91 87H89V88H91ZM106 87H108V88H106ZM127 87V86H126ZM126 87L124 88V89H126ZM219 87V86H218ZM222 87L223 86H221V89L220 88H215L216 89V92H217V90L219 89L222 93H224L225 94V92L227 93H232V91L231 90H233V89H227L226 88V90H225V88L223 87V89H222ZM228 87V86H227ZM245 87V88H246ZM247 87V89H249ZM73 88H75L74 86H73ZM115 88V87H114ZM113 87H112V89L113 90H115ZM143 88V87H142ZM210 88V89H209ZM242 88H244V87H242ZM241 88V89H242ZM39 89V90H40ZM77 89H79V91H81V92H79L78 91V93H77ZM109 89V90H108ZM123 89V90H124ZM156 89V88H155ZM166 89V88H165ZM214 89V88H213ZM212 89V90H213ZM214 89V90H215ZM87 90H88V88H87ZM112 90V91H113ZM159 90V89H158ZM211 90V91H212ZM228 90H230V91H228ZM160 92H161V90H159ZM87 92V91H86ZM89 92V91H88ZM109 93V94H107L106 95V93ZM120 92V93H119ZM141 92H143V90L141 91ZM150 92V93H151ZM215 91H214V93H216ZM219 92V91H218ZM221 92H219V94H222ZM233 92H234V90H233ZM77 93V94H76ZM122 93V94H121ZM154 94H155V92H153ZM157 93V92H156ZM228 93H227V95H228ZM44 94V95H45ZM62 94H64V95H62ZM84 94V93H83ZM86 94L87 93H85L84 94V96L86 97ZM91 94H93V93H91ZM90 94V95H91ZM115 94V96L118 98V95H119V100L116 98V97H112V95H114ZM122 96H124L125 97V95H127V101L125 100L126 98H124V97H122ZM124 94V95H123ZM143 94V93H142ZM146 94V93H145ZM152 94V93H151ZM218 96H219V94L218 93H216ZM61 95H62V97H61ZM72 95H71V97H72ZM90 95H87V98H85L86 99V101H88V98L89 97H91ZM158 95V94H157ZM157 95H154V96H157ZM161 95H163V92H162V94ZM214 95V94H213ZM42 96H43V94H42ZM58 96V97H57ZM74 96L71 98V100H73L74 101V99H76V101L80 104L81 102H79V98L78 97H80V96H78L77 98H74ZM120 96H121V98H120ZM134 96V97H133ZM142 96V95H141ZM145 96V95H144ZM163 96H165V94L163 95ZM162 96V97H163ZM185 96V95H184ZM221 96H224V95H221ZM137 97V99L135 100V102L134 101H132V102H134L133 104H130L129 103V100L130 99H133V98H136ZM146 97V96H145ZM166 97H168V96H166ZM176 97H174V98H176ZM84 98H81V101L83 102L84 101V103H85V100H83ZM151 98H149L148 97V99H150V100H152ZM165 98V97H164ZM51 99H53V98H51ZM65 99H67V100H69L68 99V97L67 96H65ZM78 99V100H77ZM89 99H91V102H92V97L91 98H89ZM111 99V100H112ZM116 99H117V101H119L118 103L117 102H115L116 101ZM120 99H122V103L120 102L121 100ZM146 99V98H145ZM166 99V98H165ZM254 99H252L253 101H254ZM56 100V99H55ZM62 100V99H61ZM70 100V101H71ZM95 100V99H94ZM107 100V101H106ZM134 100V99H133ZM142 100H144V99H142ZM154 100V99H153ZM153 100H152V104L153 103H155V104H153L152 106L153 107H155V105L157 104L156 102H155V100H154V102H153ZM167 100H169L168 98H167ZM72 101V102H73ZM97 101V100H96ZM100 101H97L96 103H98V102H100ZM126 101V102H125ZM141 101V100H140ZM148 101V100H147ZM170 101V100H169ZM75 102V101H74ZM76 102V103H77ZM91 102L89 101V104L88 103H85V105H87L88 106V108H90V107H94L93 105L94 104H92V105H90L91 104ZM131 102V103H132ZM159 102H160V104H159ZM75 103V104H76ZM77 103V104H78ZM84 103H82V104H84ZM94 103V102H93ZM95 103V106H98L99 107V105L98 104H96ZM102 103H101V106H102ZM145 103V104H144ZM143 104H144V106L145 105H147V103L146 102H144ZM149 103V102H148ZM164 103H168V105H169V107L166 105V104H164ZM253 103V102H252ZM73 104V103H72ZM78 104V105H79ZM80 105V106H82V108H87L86 106H84V105ZM100 104V103H99ZM130 104V105H129ZM197 104V103H196ZM226 104V103H225ZM27 104H25V106H26ZM77 105V106H78ZM89 105H90V107H89ZM103 105H105V104H103ZM115 105V104H114ZM115 105V106H116ZM200 105V106H201ZM227 106L228 105H230V104H226ZM28 106V105H27ZM76 106V107H77ZM100 106V107H101ZM106 106V105H105ZM114 106V107H115ZM123 106L125 107V108H123ZM141 106H143V105H141ZM140 106V107H141ZM150 106V105H149ZM165 106H167V108L165 107ZM224 105H222L221 106V108L223 107ZM226 106V107H227ZM29 107V106H28ZM151 107V106H150ZM161 107H157V108H159L158 109V111L160 112V111H162V113L164 114V115H166V113L164 112V110H162V108ZM176 107V108H177ZM225 107V106H224ZM229 107V106H228ZM255 107V108H254ZM78 108V107H77ZM81 108V107H80ZM79 108V109H80ZM81 108V111H79V109L77 110V111H79V114L78 115H80V112H82V109ZM92 108H90V110L91 111H93L92 110ZM96 108V107H95ZM95 108H93V109H95ZM118 107H116V109H117ZM147 108H149L148 106L146 107V109ZM156 108V107H155ZM155 108H154V110H155ZM160 108H161V110H160ZM166 108V109H165ZM76 109V108H75ZM101 109H103V108H101ZM167 109H168V111H167ZM225 109V110H224ZM233 109V108H232ZM22 110V109H21ZM86 111H87V109H85ZM84 110V111H85ZM90 110H88L87 112L89 113L90 112ZM99 109L97 108V113L99 112L98 111ZM103 110H105V109H103ZM102 110V112H103V114L101 113V111H100V115H105L106 113H104V111ZM115 110V109H114ZM118 109L116 110V112L119 114V112H121V110L119 111ZM145 110V109H144ZM249 110V109H248ZM250 110H251V108H250ZM249 110V111H250ZM83 111V112H84ZM85 111V112H86ZM95 111V110H94ZM93 111V112H94ZM123 110H122V112H124ZM126 112V113H129V112ZM150 111V110H149ZM252 111V110H251ZM93 112H91L92 114H93ZM106 112V111H105ZM110 112V111H109ZM109 112L107 111V116H109L108 114H109ZM114 112V111H113ZM113 112H110V114L111 113H113ZM140 112H141V110H140ZM154 112H157V111H154ZM117 113H114V114H116V115H118ZM149 113V112H148ZM160 114V116H162V117H160L161 119V122L160 123H162V121L164 120L163 119V114ZM194 113L197 115V113L200 115L199 116V118H200V120H199V122H201V124L200 123H197V120H196V118H195V116H194ZM241 113V111H239V114ZM245 113V115H243V116H245V117H247L246 116V114H247V112L245 111L244 112ZM249 113V112H248ZM82 114V113H81ZM86 114V113H85ZM96 114V113H95ZM130 114V113H129ZM150 114V113H149ZM155 114H157V113H155ZM176 114V115H175ZM204 114V113H203ZM83 115V114H82ZM81 115V116H82ZM89 115L91 116V114L89 113ZM88 115V116H89ZM97 115V114H96ZM111 115H113V114H111ZM127 115V114H126ZM143 115H145V114H143ZM147 115V114H146ZM152 115V114H151ZM232 115V116H231ZM236 115L237 114H235L233 117L234 118H237L236 117ZM240 115H242V114H240ZM239 115V116H240ZM250 115H252L253 116V114H250ZM89 116V117H90ZM93 116H94V114H93ZM92 116V117H93ZM99 116V115H98ZM114 116V115H113ZM112 116V117H113ZM119 116V115H118ZM122 116V115H121ZM120 116V117H121ZM128 116V115H127ZM167 116V118H169L170 116H168V114L166 115ZM231 116V117H230ZM238 116V115H237ZM255 116L254 117H250L249 116V119L250 118H252V120L255 118ZM86 117H87V114H86ZM85 117V118H86ZM89 117H87L88 119H89V122H90V120L92 121V119H94L95 118V116L93 117V118H89ZM119 117V118H120ZM123 117H124V114H123ZM130 117H131V115H130ZM141 117H140V119H141ZM146 117V116H145ZM157 117H158V114H157ZM173 117V118H172ZM240 117H242V116H240ZM240 117H239V119H240ZM257 117H256V119H257ZM87 118H86V120H87ZM102 118V117H101ZM103 118H105V117H103ZM107 118V117H106ZM111 118V117H110ZM119 118H118V121H120L119 120ZM125 118H128V122H129V120L131 121V118H129V116L128 117H125ZM124 118V119H125ZM144 117H142V119H143ZM149 118V117H148ZM147 118V119H148ZM117 119V118H116ZM116 119H114V120H116ZM132 119L134 120V117L132 116ZM151 119V118H150ZM163 119V120H162ZM233 121H232V120ZM238 119V118H237ZM85 120V119H84ZM101 120V119H100ZM109 120H111V119H109ZM126 120V119H125ZM135 120H136V118H135ZM131 121V122H133V123H135L136 121ZM159 120V119H158ZM166 120V119H165ZM196 120V121H195ZM251 119H250V121L251 122H254V121H256L255 119L252 121ZM88 121V120H87ZM103 121V120H102ZM117 120H116V122H118ZM124 121V120H123ZM127 121V120H126ZM31 122V121H30ZM29 122V123H30ZM32 122H34V123H32ZM30 124L32 125V127H31V125H29L30 127H29V129L31 130V131H29L28 133L29 134H27V133H24L23 135H22V137H20V136H18L19 135V133H17L18 135L16 136V138H18V139H21V141L23 140H25V141H29V142H35V141H38L39 139L38 138H40V136H39V134L41 135V133H43L42 131H41V129H45V125L44 124H40L41 122H37L36 123V121H32ZM110 122V121H109ZM127 122V123H128ZM140 121H137L136 122V124H138ZM146 122H147V120H146ZM150 122V121H149ZM164 122H163V124H164ZM213 122V123H214ZM68 123H70V122H68ZM104 123V122H103ZM113 123H115V122H113ZM119 123V122H118ZM117 123V124H118ZM120 123L122 124L121 126H123L124 124L122 123V121H120ZM119 123V124H120ZM125 123V122H124ZM133 123H131V125L132 126H134L133 125ZM141 123H144L145 124V120H142V122H140L139 123V125H138V128H139V126H140V124ZM74 123H72V125H73ZM117 124L115 123V126H117ZM118 124V125H119ZM147 124V123H146ZM158 124V123H157ZM166 124H167V127L169 126V125H171L172 126V124H174V127L172 126V127H168V128H166ZM110 125V124H109ZM111 125H112V121H111ZM110 125V126H111ZM129 125H130V123H129ZM162 125V124H161ZM177 127H176V126ZM233 125V124H232ZM42 126H45V127H41ZM74 126V125H73ZM107 126H108V123H107ZM158 126V125H157ZM75 127V126H74ZM112 127V126H111ZM113 127H114V125H113ZM126 127V126H125ZM136 127L137 126H135V128L134 129H136ZM141 128L140 129H142L143 127H145V125L143 126L142 124H141V126H140ZM148 127H150V125L148 126L147 125V129H149ZM50 128V127H49ZM48 127H46V129H49ZM66 128H68V127H66ZM109 128V127H108ZM114 128H116V127H114ZM160 128V127H159ZM170 128H172L171 130H170ZM180 128V129H181ZM64 129V128H63ZM75 129V128H74ZM111 129V128H110ZM117 129V128H116ZM116 129H114V130H116ZM134 129H132V127H131V129L130 130H134ZM161 129V128H160ZM164 128H163V130H165ZM51 130V132H50V134H51V136H56V132H57V130L56 131H54L55 129H49V131ZM52 130H53V132H54V135L52 134ZM68 130V129H67ZM73 130V129H72ZM82 130V129H81ZM89 130V129H88ZM87 130V131H88ZM101 130V129H100ZM103 130V129H102ZM101 130V131H102ZM113 130V129H112ZM126 130V129H125ZM156 130V129H155ZM162 130V129H161ZM40 131H41V133H40ZM79 131H80V129H78V133H79ZM91 131V130H90ZM93 131V130H92ZM140 131V130H139ZM143 131H145L146 132V130H143ZM143 131H141V132H143ZM166 131V132H167ZM218 131V130H217ZM216 131V132H217ZM63 132V131H62ZM69 132V131H68ZM75 132V131H74ZM77 132V131H76ZM81 132H83V130L81 131ZM129 132V131H128ZM135 132H137L136 130H135ZM13 133H15V132H13ZM16 133H15V135H16ZM86 133H88V132H86ZM96 134H97V132H95ZM133 133H134V131H133ZM173 133H175V132H173ZM188 133V134H187ZM219 133V132H218ZM61 134V133H60ZM74 134V133H73ZM77 134V133H76ZM91 134V133H90ZM90 134H89V136H90ZM92 134H94V133H92ZM105 134V133H104ZM127 134V133H126ZM132 134V133H131ZM142 134V138H144L143 140H145V141H142V139H141V135ZM156 134V133H155ZM167 134V133H166ZM186 134L188 135L187 137V140H185L186 139ZM97 135H100V136H102L101 134H97ZM97 135L95 136V137H97ZM168 135H170V134H168ZM167 135V136H168ZM173 135V134H172ZM218 135V134H217ZM7 136V135H6ZM38 136V137H37ZM77 136H79L78 134H77ZM99 136V137H100ZM113 136V135H112ZM118 136V135H117ZM131 136H133V135H131ZM152 136V135H151ZM150 136V137H151ZM171 136V135H170ZM169 136V137H170ZM37 137V138H36ZM87 137V136H86ZM98 137V138H99ZM125 137V136H124ZM148 137H149V135H148ZM154 137V136H153ZM156 137V136H155ZM174 137V136H173ZM1 138H3V136H1ZM66 138V137H65ZM93 138V136L91 135V140H93L92 139ZM104 138V137H103ZM172 138V137H171ZM221 138V137H220ZM36 139H38V140H36ZM68 139H69V137H68ZM95 139V138H94ZM159 139V138H158ZM174 138H172V140H173ZM176 139V138H175ZM181 139V138H180ZM188 139H190V140H193L192 142H190L189 143V141L190 140H188ZM208 139L210 140V141H208ZM6 140V139H5ZM13 140V139H12ZM86 140H89V137H88V139H86ZM107 140V139H106ZM112 140V139H111ZM129 140V139H128ZM134 140V139H133ZM137 140V139H136ZM249 139H246V141H244V142H247ZM17 141V140H16ZM20 141V140H19ZM18 141V142H19ZM22 141V142H23ZM95 141H96V139H95ZM97 141H99V140H97ZM108 141V140H107ZM112 141H115L114 139L112 140ZM123 141V140H122ZM135 141V140H134ZM133 141V142H134ZM152 141H154V138L152 139V137H151V142L150 143H152ZM162 141V140H161ZM170 141V140H169ZM174 141V140H173ZM201 143H200V142ZM209 142L210 144H206V142ZM241 141V140H240ZM10 142V141H9ZM14 143H15V141H13ZM88 142V141H87ZM91 142V141H90ZM116 142H117V140H116ZM119 142V141H118ZM172 142V141H171ZM188 142V143H187ZM193 142V143H194ZM202 142H204V143H202ZM241 142H243V141H241ZM249 142V141H248ZM251 142V141H250ZM4 143V142H3ZM7 143H8V141H7ZM98 143V142H97ZM120 143V142H119ZM153 143H157V142H153ZM152 143V144H153ZM164 143H165V141H164ZM182 144H183V141L181 142ZM197 143H195V144H197ZM252 143V142H251ZM90 144V143H89ZM88 144V145H89ZM96 144V143H95ZM114 144V143H113ZM159 144H160V142H159ZM159 144H157V146H159ZM168 144V143H167ZM172 144V143H171ZM240 144V145H239ZM261 144V145H260ZM9 145V144H8ZM80 145V144H79ZM91 146H92V144H90ZM97 145V144H96ZM114 145H116V144H114ZM123 145V144H122ZM125 145V144H124ZM129 145V144H128ZM131 145V144H130ZM156 145V144H155ZM161 145V144H160ZM164 146L166 145V144H163ZM193 145V144H192ZM7 146V145H6ZM111 146V145H110ZM145 146H147L146 148H144ZM182 146V145H181ZM185 146V145H184ZM247 146V145H246ZM88 147V146H87ZM93 147H95V145L93 146ZM102 147V146H101ZM116 147H117V145H116ZM119 147V146H118ZM125 147H126V145H125ZM131 147L129 148V149H131ZM168 147V146H167ZM185 147V148H186ZM201 147V148H202ZM247 147V148H248ZM79 148V147H78ZM86 148V147H85ZM96 149H97V146L95 147ZM110 148H112V147H110ZM163 146H162V150H163ZM180 148V147H179ZM182 148V147H181ZM180 148V149H181ZM184 148V147H183ZM80 149V148H79ZM90 149V148H89ZM114 149L116 150V149H118V150H120V152L121 153H124V151L122 152L121 151V149L120 148H115L114 147ZM113 149V150H114ZM126 149V148H125ZM258 149V150H257ZM107 150V149H106ZM111 150V149H110ZM114 150V151H115ZM132 150H129V151H131L132 152ZM164 150H165V148H164ZM184 150V149H183ZM95 151H97V150H95ZM99 151V150H98ZM97 151V152H98ZM126 151H127V149L125 150V155L127 154L126 153ZM129 151H127L128 152V154H131V157H128V158H132L133 157V159H135L136 157L134 156L135 154H133V156H132V153L130 152L129 153ZM166 151H167V148H166ZM165 151V152H166ZM170 150H168L167 151V153L169 152ZM194 151V152H193ZM101 152V151H100ZM117 152V151H116ZM119 152V153H120ZM134 152H136V151H134ZM136 152V153H137ZM68 153V152H67ZM95 153V152H94ZM109 153V152H108ZM107 153V154H108ZM169 153H171L172 154V152H169ZM168 153V155H170ZM182 153V152H181ZM250 153V154H249ZM70 154H72L71 152H70ZM76 154V153H75ZM98 154V153H97ZM100 154H102V153H100ZM107 154H105V155H107ZM251 154H253V155H251ZM65 155V154H64ZM137 155V154H136ZM167 155V156H168ZM194 155V154H193ZM67 156V155H66ZM77 156V155H76ZM86 156V155H85ZM100 156V155H99ZM110 156V153L108 154V157ZM121 156H122V154H121ZM127 156V155H126ZM125 156V158H127ZM128 156H130V155H128ZM178 156H177V159H178ZM182 156V158L184 157L185 158V156H183V155H181ZM181 156L179 157L180 159H178L179 161L182 159L181 158ZM69 157V156H68ZM78 157V156H77ZM98 156H96V158H97ZM104 157V156H103ZM105 157H107V156H105ZM111 157H113V156H110L108 159H110ZM119 157H120V155H119ZM170 157V156H169ZM176 157V156H175ZM253 157H255V159H253ZM113 158H118V155L117 156H115V157H113ZM113 158H111V159H113ZM86 159V158H85ZM102 159V158H101ZM119 159V158H118ZM117 159V160H118ZM132 159V161H130L131 163L133 162V161H135V160H133ZM84 160V159H83ZM88 160V159H87ZM91 160V159H90ZM103 160H105V159H103ZM103 160L101 161L100 159H99V161H101L100 163H102V164H104V163H107V165H109V167H111V168H109V167H107V166H103L102 168H108V169H111V173H116V174H119L120 176L119 177H122V180L121 181H123L125 184L123 185V186H127L128 184H129V186H131V190H132V188L134 187H132V185L130 184V181L128 182V178H126V176H127V174L129 173H126L127 171H123V169L120 171H118V169H120V168H117L116 169V167H113V165L112 166H110V164H108V160L107 161H105V162H103ZM150 160H152L153 162H149ZM172 160V161H171ZM85 161L86 160H84V164H85ZM96 161V160H95ZM124 161V160H123ZM177 161V160H176ZM184 161H181V162H183L184 163ZM231 161V162H230ZM82 162V161H81ZM93 162H94V160H93ZM110 162V161H109ZM159 163V164H163V166L161 165V168H163L164 170H165V165L164 164H166L167 166H166V170L167 171H169L168 170V168L170 169L171 167H170V165L172 164V171H170V172H173V170L175 171L176 170V172H175V174L177 173V170H180L181 171V169H182V172L181 173H184L185 174V176H187L185 179H187V181L185 180L184 181V179L183 180H181L182 182H180L179 181V179L181 178L182 179V176H180V171H178L179 173H178V175L180 176H178V178H177V176H176V179L175 180H173L174 178H175V175H173V181H175L176 182V185H177V183L178 182H180L179 183V187L182 189V190H184V192L183 191H180L181 189H178L177 190V187L174 189V188H172V185H173V181L171 182H169V181H167V182H169V183H171L172 185H171V187H169L170 186V184L169 183H167L166 181H164V180H162V179H165L163 176H159V177H163L162 179L161 178H159V181H158V183L156 184L155 182H157V180H158V178L157 177H154V178H157V180L155 181V179L154 180H152V175H154V176H158V174L156 173V175H155V172H153V170H155V169H157V171L159 170V168H157V166L158 167H160V165H153V166H156V168L154 167L153 169L151 168V164H153V163H155V164H157V163ZM175 162V163H174ZM100 163H99V165H100ZM129 163V162H128ZM133 163H135V162H133ZM80 164V163H79ZM78 164V165H79ZM83 164V163H82ZM97 164V163H96ZM126 164V163H125ZM168 164H170V165H168ZM197 164V163H196ZM98 165V166H99ZM106 165V164H105ZM115 165V164H114ZM127 165H129V164H127ZM133 165V164H132ZM232 165V166H231ZM88 166V165H87ZM86 166V167H87ZM90 166V165H89ZM96 166V165H95ZM97 166V169L98 168H101V167H98ZM102 166V165H101ZM169 166V167H168ZM197 166V165H196ZM75 167V166H74ZM78 167V166H77ZM113 167V168H112ZM124 167V166H123ZM135 167V166H134ZM143 167H144V169H143ZM70 168H72V167H70ZM92 168H95V167H92ZM146 168H148L147 170H149V168H151L152 170H149L148 172H150L149 174H147L148 172H147V170H146ZM83 169V168H82ZM85 169V168H84ZM83 169V170H84ZM88 169H89V167H88ZM105 169V170H106ZM107 169V170H108ZM82 170V171H83ZM90 170V169H89ZM92 170V169H91ZM90 170V171H91ZM94 170V169H93ZM106 170V171H107ZM127 170V169H126ZM76 171H77V169H76ZM106 171H105V174H106ZM123 171V172H122ZM133 171V170H132ZM147 173H146V172ZM154 173H152V172ZM156 171V170H155ZM161 171V170H160ZM159 171V172H160ZM262 171H263V174H262ZM67 172H69L68 170H67ZM75 172V171H74ZM78 172V171H77ZM81 172V171H80ZM102 172V171H101ZM144 172H145V174H144ZM163 172V171H162ZM160 173V174H163V173ZM71 173H73V172H71ZM93 173V172H92ZM98 173V172H97ZM133 173H135V172H133ZM165 173V172H164ZM197 173V174H198ZM64 174H65V172H64ZM69 173H67V174H65V175H68ZM74 174V173H73ZM76 174V173H75ZM82 174V173H81ZM80 174V175H81ZM90 174V173H89ZM107 174L108 175H104V176H108V180H109V177H110V171L108 170V172H107ZM184 174H181V175H183L184 176ZM194 174V175H195ZM199 174H198V176L196 175V176H194V177H199ZM230 174H231V176H232V178L230 179ZM70 175V174H69ZM77 175V174H76ZM79 175V174H78ZM86 175V174H85ZM95 175H97V174H94V176ZM129 175V174H128ZM149 176V178H150V176H151V179H148V181H150V180H152V182L153 181H155L154 183H151V181L150 182H148L147 181V178H145L144 176ZM169 175V174H168ZM263 175V176H262ZM75 176V175H74ZM87 176V175H86ZM89 176V175H88ZM98 176V175H97ZM97 176H95V177H97ZM129 176H131V175H129ZM128 176V177H129ZM200 176V177H201ZM205 176V177H204ZM253 176V177H252ZM254 176H256L255 178H254ZM260 176H261V178H260ZM76 177V176H75ZM80 177V176H79ZM83 177V176H82ZM94 177V178H95ZM100 177V176H99ZM111 177H113V176H111ZM110 177V178H111ZM132 177V176H131ZM170 177H172V174L170 175ZM81 178V177H80ZM84 178V177H83ZM87 178V177H86ZM100 178H102V177H100ZM145 178V179H144ZM202 178V179H203ZM248 178V177H247ZM258 178H260V179H258ZM79 179V178H78ZM106 179V180H107ZM121 179V178H120ZM130 179V178H129ZM135 179V178H134ZM161 179V180H160ZM246 179V180H245ZM256 179H255V183L254 184H256V185H253V188L255 189L256 187H257V185H260V184H262V183H260L259 184V182H257L256 183ZM80 180V179H79ZM84 180H86V179H84ZM83 180V181H84ZM135 180H137V179H135ZM176 180H178V181H176ZM198 180V181H197ZM218 180V181H217ZM230 180H231V184H230ZM105 181V177H104V180H103V182ZM111 181V180H110ZM110 181H108L107 183H110ZM160 181L161 182H164V183H160ZM97 182H99V181H97ZM132 182V181H131ZM169 185L168 187L171 189L172 188V191L173 190H177L179 193H175L174 191V195L171 193V192H168V193H171L172 195H173V197L172 198H170L171 199V201L172 202H168V201H170V200H168L169 198H167V197H169L168 195L169 194H167V197H166V194H165V196H162V195H160L163 199V201L162 202H164V200H165V198H166V200H168L167 202L168 203H166V205H164L163 204V207L165 206V209L163 208V213L161 214V215H157L156 213H155V210L157 209H155L154 208V204L157 202V200H158V198H160L161 199V197H159L158 195L160 194V193H162L161 191H160V187L158 186V184H163V186L162 185H160V186H162L163 187V190H164V188H165V186H166V183ZM217 183L216 185L215 184H213V183ZM262 182V181H261ZM92 183V182H91ZM100 183H102V182H100ZM106 183V184H107ZM134 183H135V181H134ZM151 183V184H150ZM93 184V183H92ZM103 184H105V183H103ZM112 185V187H113V183H111ZM127 184V185H126ZM132 184H133V182H132ZM156 186H154V185ZM164 184H165V186H164ZM197 184H198V186L200 187V188H198V186H197ZM98 185H100V184H97V186ZM108 185V184H107ZM107 185H106V187L105 188H107ZM116 185V184H115ZM114 185V186H115ZM230 185L232 186L231 187V193H230ZM245 185V186H244ZM94 187H96L95 185H93ZM103 186H105V185H103ZM111 186H108V188H110V191H111ZM117 186H118V184L116 185V187L114 188V190H118L119 189V186H118V188H117ZM127 187V188H130V187ZM244 186V187H243ZM256 186V187H255ZM261 187V185H260V191L263 189L264 190V187ZM167 187V186H166ZM218 187V188H217ZM240 187H242L241 189H240ZM91 189H92V187H90ZM99 188H101V187H99ZM127 188H126V190H127ZM146 188V195L147 196H150V195H148V194H150V193H152V195H153V192H156V190H157V192H159V194L156 192V195H153V196H156L155 197V200L153 199V198H151L152 197V195H151V200L153 199V203H154V201H155V203L153 204L151 201V203L148 201V200H150L149 199V197H147V202H146V198L145 199H143L144 197H141V196H145V194L143 195V193L145 192L143 189H145ZM147 188H148V190H147ZM262 188V189H261ZM103 189V188H102ZM102 189H101V191H102ZM120 189H121V187H120ZM119 189V190H120ZM134 189V188H133ZM142 191H141V190ZM162 189V188H161ZM90 190V189H89ZM95 190V189H94ZM98 190V189H97ZM96 190V191H97ZM114 190H112L113 192H115ZM125 190V189H124ZM124 190H123V192H124ZM125 190V191H126ZM131 190H129V191H131ZM149 190L151 191V192H149ZM165 193H167V189L165 188ZM199 190H202V191H199ZM219 190H220V188H219ZM241 190L242 191H244L245 193H246V195H243V193L241 192ZM250 190V188L247 190V192H249V193H251L252 194V196L254 195V193H252L251 191H249ZM256 190V191H255ZM254 191L255 192H257V190H258V187L255 189ZM107 191H109V190H107ZM107 191H105V194L106 193H108ZM128 191V190H127ZM133 191H136L135 189L134 190H132V193L131 194H129V192H125L126 193V195H127V197L128 198H126V195L122 192L121 194H123V195H121V196H123L124 198H126V200L128 199L129 200V198L130 197H132V194H133ZM142 193H141V192ZM149 193H148V192ZM176 191V192H177ZM204 191V192H203ZM221 191V190H220ZM164 192V191H163ZM181 192H183L184 194H182ZM198 192L200 193L201 192V194H199V195H197L198 194ZM98 193V192H97ZM99 193H100V191H99ZM137 193V192H136ZM101 194V193H100ZM108 194H111V192L110 193H108ZM107 194V196H109ZM120 194V193H119ZM128 194L130 195V197L128 196ZM176 194V195H175ZM182 194V195H181ZM230 194H231V198H232V200H234V204H233V202H232V204H233V212H234V215L232 216L233 217V219H231V216L229 217V211H231L230 209H228V210H226V205L225 204H227V201L228 200H230V199H228L229 197H230ZM97 195V194H96ZM164 195V194H163ZM171 195V196H172ZM261 195V196H262ZM174 196H175V199H173L174 198ZM190 196H192V198L190 197ZM243 196H245L244 198H243ZM258 196V197H257ZM104 197V196H103ZM110 197V196H109ZM134 197V196H133ZM264 197V196H263ZM97 198V197H96ZM102 198V197H101ZM105 198V197H104ZM219 198V199H220ZM255 198V199H254ZM262 198V197H261ZM260 198V199H261ZM106 199V198H105ZM104 199V200H105ZM111 199V198H110ZM123 199V198H122ZM173 199V200H172ZM264 199V198H263ZM107 200L108 199H106V201H104V202H107ZM121 200V199H120ZM125 200V199H124ZM124 200H122V202L124 201ZM125 200V201H126ZM128 200H127V203H128ZM137 200V199H136ZM166 200H165V202H166ZM256 202H255V201ZM100 201H101V199H100ZM110 201V200H109ZM118 201V200H117ZM116 201V202H117ZM159 201H161V200H159ZM220 201V200H219ZM131 202V201H130ZM161 202V203H162ZM164 202V203H165ZM229 202L230 201H228V204H229ZM253 202H255V204H256V206H255V204L253 203ZM97 203V202H96ZM95 203V204H96ZM109 203V202H108ZM125 203V202H124ZM148 203V204H147ZM160 203V202H159ZM101 204V203H100ZM102 204H103V200H102ZM101 204V205H102ZM129 204H131V203H129ZM129 204H127V205H129ZM153 204V205H152ZM157 204V203H156ZM215 204H218L217 206H216V208H215ZM232 204H230V205H232ZM253 204V205H252ZM104 205V204H103ZM105 205H106V203H105ZM108 205V204H107ZM107 205L106 206H102V208L103 207H107ZM111 205V204H110ZM132 205V204H131ZM130 205V206H131ZM158 205V204H157ZM114 206V205H113ZM170 206H169V209H170ZM229 205H227V207H228ZM250 206H252V207H250ZM256 207V208H254V207ZM100 207V206H99ZM117 208H118V206H116ZM120 207H122V209L123 210H126V208L123 206V204H120ZM126 207H128L129 208V206H126ZM155 207H157L156 205H155ZM160 207H161V205H160ZM159 207V205H158V208H160ZM108 208H109V206H108ZM107 208V213H108V210L109 211H111L110 209H108ZM110 208H111V206H110ZM125 208V209H124ZM127 208V209H128ZM138 208V207H137ZM251 208H253V209H256V213H257V211H258V215H257V217L258 218H260L259 216L261 215V220H262V218H263V222L260 220V219H258V223H259V220L263 223H259V225L261 224V228H257L256 229V227L257 226H259V225H257V226H255V229H256V232L255 231H253L252 232V234H254L255 236H247V235H251L250 233H251V231H250V227H251V225H250V223H251V221L253 220V217L255 216V214L254 215H252L253 214V212H250V211H253ZM98 209V208H97ZM104 210H105V208H103ZM145 209H147V211H152V210H154V213H149V212H147V211H145ZM161 209V208H160ZM160 209H158V210H160ZM260 209V210H259ZM100 210L101 209H99V212H100ZM103 210V211H104ZM115 210V209H114ZM117 210H119V211H123V210H121V209H117ZM98 211V210H97ZM145 211V212H144ZM160 211H162V209L160 210ZM160 211H158V212H160ZM220 211V210H219ZM219 211H216L217 213H219ZM221 211V212H222ZM261 212V214H260V212ZM93 212V211H92ZM96 212V211H95ZM94 212V213H95ZM99 212H98V215H100L99 214ZM149 213V214H155L156 215V217L155 216H149V214H144V213ZM156 212H157V210H156ZM157 212V213H158ZM214 212V213H213ZM104 213H105V211H104ZM111 213V215H112V212H110ZM116 213H117V211H116ZM172 213H174V214H172ZM226 213V212H225ZM231 213V212H230ZM255 213V212H254ZM92 214V213H91ZM114 214V213H113ZM144 214V215H143ZM164 214V215H165ZM214 214V215H213ZM222 214V215H223ZM233 213H231V215H232ZM94 215V214H93ZM111 215H108V217L109 216H111ZM121 215V214H120ZM146 215H148L147 217L148 218H146ZM252 215V216H251ZM103 216H105V217H107L106 215H103ZM115 216V215H114ZM114 216L112 217H109V218H107V219H110L111 218V220H113V218H114ZM139 216H141V215H139ZM144 216H145V218H144ZM175 216V217H174ZM212 216V217H211ZM93 217H97V213H96V216H93ZM115 217H117V216H115ZM210 217V218H209ZM214 217V218H213ZM221 217V216H220ZM223 217H224V215H223ZM251 217V218H250ZM98 218V217H97ZM97 218H95V219H97ZM100 218V217H99ZM141 218V219H140ZM144 218V220H142ZM164 218V219H165ZM168 218V217H167ZM166 218V219H167ZM177 218V219H176ZM222 218V217H221ZM101 219V218H100ZM118 219H120L119 217H118ZM160 219V220H159ZM174 219H175V221H174ZM248 219H250V221L248 220ZM255 220H256V218H254ZM15 220L16 219H14L13 218V220H12V222H13V224H15ZM104 220H105V218H104ZM148 220V221H147ZM178 220V221H177ZM222 220V221H223ZM249 221V226L250 227H248L249 228V231H250V233H249V231H247V230H245L243 227H242V225L243 224H241V223H244L245 221ZM253 221V223H255L256 221ZM17 221V220H16ZM95 221V220H94ZM106 221V220H105ZM149 221V222H150ZM227 221H228V223H227ZM246 221V222H247ZM93 222V220L91 221V223ZM96 222L97 221H95V225H96ZM246 222L244 223V227L246 228V226H245V224H246ZM253 223H251L252 224V227L254 226V224ZM258 223H255V224H258ZM94 224V223H93ZM98 224H101V223H98ZM98 224H97V226H96V230L97 231H99V234H102L101 232H102V229L100 230V227L98 228ZM111 224V223H110ZM142 224H140L141 225V229H142V227L144 226H142ZM179 225V226H177V228L176 227H174V226H176V225ZM226 224H228L229 225V227L226 225ZM103 225H104V223H103ZM102 225V226H103ZM105 225H107L106 224V222H105ZM139 225V226H140ZM263 225V226H262ZM92 226V225H91ZM111 226H113V225H111ZM247 226H248V224H247ZM117 227V226H116ZM146 227L147 226H144L143 228H145L146 229ZM152 227H153V225H152ZM152 227H149L150 228V230H151V228ZM164 227V228H165ZM228 227V228H227ZM93 228H94V230H95V226L93 225ZM110 228V227H109ZM109 228H105L106 230H105V232H103L104 234L109 230ZM139 228V231H141V229ZM148 228V227H147ZM172 228H174V229H172ZM247 228V229H248ZM68 229V228H67ZM99 229V230H98ZM108 229V230H107ZM111 229V228H110ZM145 229H143V231L145 230ZM154 229V230H155ZM169 229V230H168ZM251 229H253L254 230V227L253 228H251ZM263 229V228H262ZM262 229L260 230L261 232H262ZM119 230V229H118ZM118 230H115L114 229V232L115 231H117L118 232ZM154 230H151V232L152 231H154ZM160 231V233H159V231ZM167 230L168 231H170L169 232V234H168V232H167ZM242 230H245L246 232H248V234L244 231V232H242ZM264 230V229H263ZM90 231V230H89ZM91 231H93V230H91ZM111 231H113V229H111ZM111 231H108L107 232V234L108 235H110L111 234ZM120 231V230H119ZM143 231H141L142 233H143ZM146 231H147V229H146ZM226 231V232H225ZM113 232V233H114ZM73 233V232H72ZM79 233V232H78ZM81 233V232H80ZM85 233V232H84ZM83 233V234H84ZM91 233V232H90ZM150 232H148V233H146V234H149ZM241 233H243L244 234V236H245V233H246V236L243 238V234H241ZM256 233V234H255ZM259 233V234H258ZM92 234V233H91ZM98 233H97V235H96V231H95V234H94V240H96V241H94L93 243H95V242H97V239H96V237L97 238H99L100 237V235H99ZM145 232H144V235L142 234L141 235V237L142 236H144L145 237ZM150 234H152V233H150ZM157 233H156V235H155V233H153V235H152V237L153 236H156L157 237V240L158 239H161V237L158 235ZM181 234V235H180ZM226 234V235H225ZM81 235V234H80ZM88 235H89V233H88ZM98 235H99V237H98ZM108 235L106 236V234H105V236L107 237L106 239L104 238H102L104 235H101V237L98 239V242L97 243H99L100 244V242L102 241H99L100 239H103L104 241H105V243L107 242V244H108V242L109 241H107V240H109L108 239ZM112 235V234H111ZM115 235V234H114ZM140 235V234H139ZM160 237V238H158V236ZM175 235V236H174ZM242 236V238L241 237H239V236ZM77 236V235H76ZM75 236V237H76ZM85 236V235H84ZM96 236V237H95ZM104 236V237H105ZM172 236H173V238H172ZM74 237V238H75ZM87 237V236H86ZM85 237V238H86ZM89 237V236H88ZM93 237V236H92ZM141 237H139V238H141ZM155 237V238H156ZM165 237V238H164ZM170 237V238H169ZM251 237H254V238H252L251 239ZM264 236H261L260 235V238H263ZM78 238V237H77ZM84 238V237H83ZM116 238H117V236H116ZM143 238V237H142ZM142 238L140 239V244H142ZM154 237H153V239L156 241V239H155ZM221 238V237H220ZM238 238H240L239 240H238ZM259 238V239H260ZM76 239V238H75ZM82 239V238H81ZM80 239V240H81ZM87 239V238H86ZM89 239V238H88ZM91 239V238H90ZM93 239V238H92ZM111 239V238H110ZM248 239V240H249ZM256 239V240H255ZM259 239L257 240V243L259 242H261V240L259 241ZM115 241H116V239H114ZM144 241L146 240V239H143ZM171 240V241H172ZM174 240L172 241V242H174ZM195 240H197L199 243H200V245L202 246L203 245V247H202V249L200 248V246L198 247V249H201L202 250V253L201 254H203V256H201L199 253L197 254V252H201V250L199 251L197 248H196V250H195V247L196 246H194V248L192 249V246H191V248H190V245H188V244H186V243H189L190 244V242H192V241H195ZM200 240H201V242H200ZM224 240V241H223ZM243 240V241H242ZM247 240V239H246ZM245 240V241H246ZM103 241V242H104ZM117 241H119V240H117ZM121 242H122V240H120ZM143 241V242H144ZM215 241V242H214ZM244 241V242H245ZM253 241V242H254ZM87 242H89V241H87ZM103 242H101V243H103ZM111 242H112V239H111ZM203 242V243H202ZM214 242V243H213ZM249 242V244H248V246H252V248L250 249H248V253L250 254L249 256L251 257V253L252 254H254L252 251H254V250H257L258 248H260L261 246H262V244H261V246L259 245V247H256V249H255V247L253 248V245L252 244H254L253 242H250V241H248ZM262 242H263V245H264V239H262ZM92 243V244H93ZM145 243V242H144ZM159 243V242H158ZM199 243H198V245H199ZM202 243V244H201ZM212 243V244H211ZM215 243V244H216ZM226 243H227V241H225V245H226ZM252 243V244H251ZM257 243H256V245H257ZM90 244H91V242H90ZM118 244H119V242H118ZM124 244V243H123ZM185 244L186 245H188V246H186L185 247ZM229 244V243H228ZM251 244V245H250ZM84 245V244H83ZM95 245L96 246H98L96 243H95ZM121 245V244H120ZM143 245V244H142ZM159 245V244H158ZM168 245V244H167ZM171 245V242L169 243V246ZM173 245H175V243H173ZM191 245H192V243H191ZM193 245H197V243H195L194 242V244ZM197 245V246H198ZM245 244L243 243V246H244ZM247 245V244H246ZM89 246V245H88ZM94 246V245H93ZM160 246H162V245H159L158 247L160 248ZM219 246V245H218ZM229 246V245H228ZM227 245L226 246H224L223 245V249H222V253L224 252L225 253V251H226V253L229 251L228 249H230L229 247H228ZM242 246V245H241ZM258 246V245H257ZM139 247H142V246H139ZM144 247V246H143ZM142 247V249L141 250H139V252L141 251V254H142V251H143V254L145 253L144 252V249L145 248H143ZM172 247V249L171 248H169V250H170V252L169 253H173V251L175 250V248L173 249V247L174 246H171ZM184 247L185 248V253H187V254H184V252H183V254H182V252L180 253V251L179 250H181L182 248ZM212 247H214V248H212ZM224 247H225V249H224ZM227 247H228V249H227ZM183 248V249H184ZM209 248H211L210 250H212V252L209 250ZM219 250H220V248L219 247H217ZM262 248V247H261ZM260 248V249H261ZM140 249V248H139ZM156 249V250H157ZM182 249V251H184ZM189 249H191L192 250V254L193 255H200L203 259H204V261L202 260H200L201 258L200 257H198L197 255V257L198 258H200V259H194V258H197V257H195V256H193L191 253H190V251H189ZM203 249H205V250H209V251H207L208 252V254L211 252V254H209V255H211V256H209L208 254H207V252L206 253H203V252H205V250H203ZM227 249V250H226ZM254 249V250H253ZM147 249H145V251H146ZM188 250V251H187ZM194 250L196 251L195 253H194ZM218 250V251H219ZM223 250H225V251H223ZM236 250H238L237 252H236ZM250 250H252L251 252H249ZM264 249L262 248V251H263ZM221 251V250H220ZM162 252V253H163ZM189 252V253H188ZM264 252V251H263ZM147 253L148 252H146L144 255H141V257H139L140 259H139V261L142 263V264H145L144 263V261L146 262L147 260H150V259H152V258H150L151 256H149V255H152V253L151 252H149V253H151V254H149L148 253V256L146 257V255H147ZM180 253V254H179ZM224 253L222 254V258H223V256H224ZM225 253V254H226ZM229 253H230V251H229ZM229 253H227V256H228V254ZM247 253V254H248ZM257 253H260V255H261V257H259L260 259H262V258H264V255L262 254V252L260 251V252H256V254ZM204 254L206 255L205 257H204ZM218 254H220L219 252H218ZM246 254V255H247ZM256 254H254V255H256ZM139 255H140V253H139ZM163 255H164V257H163ZM165 255H166V257H168L167 258V262L166 261H164L165 260ZM167 255H169V256H167ZM221 255V254H220ZM241 255V256H242ZM245 255V254H244ZM260 255H256L257 257L258 256H260ZM153 256H154V258H155V254L153 253ZM219 256V255H218ZM227 256H225V258L227 257ZM230 256V255H229ZM234 256V257H233ZM253 256V255H252ZM263 256V257H262ZM194 257V258H193ZM213 257H214V255H213ZM248 257V256H247ZM146 258H148V259H146ZM153 258V259H154ZM157 258V257H156ZM156 258L154 259V263H156ZM219 258V257H218ZM221 258V257H220ZM146 259V260H145ZM215 259V258H214ZM227 259V260H226ZM226 259H224V260H226V262L228 261L229 262V257H227ZM157 260V261H158ZM163 260V261H162ZM198 260V261H197ZM222 260V259H221ZM224 260H223V262H224ZM237 260L239 261L238 263H236L237 262ZM152 260H150V262H151ZM158 261V262H159ZM180 261H179V263H180ZM184 261L182 262V264L184 263ZM230 261V262H231ZM149 262V261H148ZM148 262H146V263H148ZM222 262V263H223ZM228 262L227 263H225V264H228ZM58 263V262H57ZM141 263H139V264H141ZM217 263V262H216ZM223 263V264H224ZM148 264H150V263H148ZM153 264V263H152ZM218 264H219V262H218Z\"/></svg>",
	"mask_w": 264,
	"mask_h": 264
},
{
	"label": "snow or ice",
	"instance_id": "obj_3",
	"mask_svg": "<svg viewBox=\"0 0 264 264\" xmlns=\"http://www.w3.org/2000/svg\"><path fill=\"white\" fill-rule=\"evenodd\" d=\"M81 7H82V5H81Z\"/></svg>",
	"mask_w": 264,
	"mask_h": 264
}]
</instances>
